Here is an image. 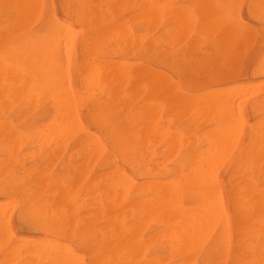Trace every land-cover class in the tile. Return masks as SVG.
<instances>
[{
	"label": "rangeland",
	"instance_id": "374dc122",
	"mask_svg": "<svg viewBox=\"0 0 264 264\" xmlns=\"http://www.w3.org/2000/svg\"><path fill=\"white\" fill-rule=\"evenodd\" d=\"M6 1H9V0H6ZM39 1H40V7H39V9L36 12H34L32 10V11H29V12L26 13V12H23L22 9L20 10V8H17L16 6H10L9 7V4L4 8L5 10L3 9V7L0 8V11L2 10V12H0V17L5 15V14H3V11H5L6 14L9 13L7 20L4 19V18H6L4 16H3L4 18L2 17L3 19L2 18L0 19V27H1V25H4L6 23L5 26L9 28L8 30L6 28H4V26H2L0 28V31H2L3 28L7 30V31L5 30L6 33H5L4 30H3L4 32H0L1 33L0 34V55L1 54H5L7 51H10V49H13L15 47H19V46L24 45L25 41L27 39H29V38H35V36H38V37L47 36L48 32H49V29H50V26L54 22H56V20H60V21H64V22H68V23L72 24L73 28L75 29L74 38L71 41H69V42H68L69 38L68 39L65 38V40H63L62 43H61L63 52L67 53L68 52V48H69V52H68L69 56H68V58L63 60L62 63L60 64V66H59V69L61 70L60 75L62 77V79L60 77V81L65 79L64 71H66L65 72L66 75L68 74L67 75L68 79L66 78L63 82H61L60 83L61 84L60 87L62 89H66V86H68V84L70 85V87H69L70 89L69 90H70L71 93L68 94V95H70L69 98H70L72 103L68 104L67 107L70 105L71 109L75 108L74 112H75L76 118L78 119V121L80 123L83 124V126L85 127V130H81V129L77 130V129H74L73 127H71V126L67 127V125L70 124L71 122H73V120L70 119V117H67V116H69L67 113H65V114H67V115H65L64 112H62V108H60L62 116H59V117L56 118V116H55L56 113H57L56 111H59V110H56L57 109L56 107H58V103L59 102H62V99L61 98H60L61 100L55 99V98H53L52 93L50 94L48 92H47L48 94L44 95V93H46V92L44 91L42 93L43 89L40 90L41 92L39 91L40 93L35 90V92H34L35 94H33V96H32L33 98L28 96L30 98V99H28L27 96L24 97L23 95L20 94L21 93V90H19L20 87L17 86V87H15V89L18 88L17 89L18 90L17 93H16V91L14 93V89H13V93L12 94H13L14 97L11 94V95L8 96V98L6 99V101L4 103L3 102L0 103V142H1L0 143V153H1L0 154V177H1V179H0V183H1L0 184V186H1V188H0V207H2L1 202L4 203L6 201L7 203H9L8 201L10 199H11L10 200V204L12 203L13 206H14V208L11 205L8 206L6 204V202H5V204H6V205L4 204L5 208H6V206H8L10 208H8V210L7 209L3 210L2 208L4 206L2 208H0V215L2 213H4V215H2V217L0 216V219H1L0 220V229L2 228V230H0V232L2 231L1 232L2 234L0 233L1 234L0 236L2 237L6 233L5 236H3L2 239H0V240H4L3 242L0 241V252H1L0 253V258H2L3 254H4L2 260L5 259L4 262L0 259V264H5V263L6 264H28V263L32 264L31 261H34L33 264H37L38 261L40 262L38 264H42V263L43 264H49L51 261H49L48 258L46 256H44V255L46 254L45 251L51 250V248L53 249L54 245L51 246V243H49L51 241H52V243L54 242V244H55V242H58V243L61 242L60 244H62V246H61L62 247L61 248L62 252L65 251L66 249H67L66 251H68V252H66V251L63 252L64 255L68 254V253L69 254L72 253L74 259L76 258L75 260H77L78 264H90V263H88L87 259L92 261V262L89 261V262H91V264H94V263L95 264H118V263L119 264H123V263L126 264L128 262L130 263V261L134 258V257H131V256H134V255H131L130 257H121V256L119 257L118 256L119 251L121 253H125V252L127 253V248H124V245H126V242L129 240V238H127V236H128L127 234H126V237H125L124 236L125 233L120 231V230H118L119 229L118 225L107 226V225L104 224V221L101 220V219L96 220V222L89 223L90 222V218H92V216H95L96 213L99 212L100 208L104 204L103 202H105L107 200V191H106L107 183L110 182V181H113L114 178H116L119 175H122V176L126 177L125 179L127 181L129 180L128 182L131 185L132 189L134 187H136L134 184H136L138 186L137 190H138L139 193L137 194V196L133 195V194H130L128 199L126 200V202H124V205L125 204L127 205V203H130V199H131L132 203H133V201L135 202L136 200L137 201L139 200L138 202H136V204L138 203L137 205H140L143 200L148 199V200H150V202H152L151 204L154 205L157 202L158 190L163 189V187H166V190L168 192L165 191V190L164 191L167 194H169L170 191L173 190L172 188H174V185L172 186V183H174V181H175V183L178 182L175 179L181 180V178H182L183 181L181 180L180 184L177 183V184H179L178 187L180 188V190H178L179 188H177V186H176L177 184H176L175 188H177V192L178 193L175 191L176 194L174 195L173 193H175V192L172 191L170 193V196L173 195V197H175L176 195L179 194V191L182 192L184 190L182 193H180L181 196H179L180 195L179 194L178 197L176 196L177 198H174V199L177 200L180 205H183L184 208H188L191 205L192 208L190 207V209H191V211H189L190 213L192 212L193 206H195V204H196V206L199 207L201 201L204 200V199H201L202 197L207 196L208 197L207 200H209V201H210V199L212 197L210 205L212 207V210L214 211V214L216 215V211L218 210V206H219V203L221 201L218 200V199H216L217 201L213 199V195H214L213 194V189L209 190V188H208L209 185L206 184V179L208 178V183L210 184V186L212 188V182L215 180V179H213V177L215 175L216 180L213 183L217 182V184L216 183L215 184L217 185V187H219V191L220 192L217 189L216 192L218 191V193L217 194L215 192L214 193L221 198L222 205L220 204V206H223L222 208L219 206L221 208V209H219L220 212H218V213H220V214H218V215H220V219L218 221V225L217 226H213L212 225L213 229L210 228L211 227V225H210L209 228L212 229V231L209 232V235H207V237L205 238V241L202 243L200 248L197 250L198 253H196V255H195L193 260L196 262V264H202V262H203V264H206V263H204L205 260H206V262H208L207 264H209V263L210 264H214V263L215 264H221V263L222 264H228V263L229 264H234V263L235 264H249V263L250 264H264V260H263L264 259V225H263L264 224V195H263L264 194L263 193L264 192V186H263L264 185V178H263L264 177V171H263L264 168H262L263 165H264V148H262V147H264V140H263L264 139V130H263L264 129V125H263L264 124V120H262V119H264L263 118V116H264V85H260V84H264V82H263L264 81L263 80L264 79V64H263L264 63V32H263L264 31V25H263L264 22H262V21H264V0H253V1H251V0H228L229 2L227 0H215L217 5H218V7H219V10H221L223 12V16H224V19H225L223 24L217 25V26H216V24L214 25V23H211L210 21H208V19L205 17V14L203 13V11L201 9V6L203 5V3H202L203 0L202 1L201 0H190V1L189 0H181L184 4H182V2H180V0H153L158 5H160L162 7H166L168 12H166V15L163 16L161 19H158V18L155 19L156 20L155 23L146 32L149 37H150V35H151V37H153L154 42H155L154 48L149 53V57H151V59H149L150 61L148 59L140 60L139 58H137V56H136L137 52L134 49L133 45L130 44L129 42H127V41H123L121 38L120 39L119 38L118 39H113L110 42V44H112V45H108L109 47H108L107 51H109V53L107 54V56H112L113 55L114 61H116V62L124 61L128 66L133 65V67H135V68L138 67V65L140 63H142L143 65L148 66L149 68H151L155 75L152 76V77H149L147 75L142 77V76L138 75L137 73H135V71H132V74H133V75H131L132 77L127 78L126 81H124L121 85H118V87L112 82H106V80L103 79L102 76L100 75L102 69L100 67L101 65L100 66L98 65L99 64L98 62L99 61H100V63L103 62L106 59V57L102 56L103 54L99 50L98 44L95 41H88V44L86 45V43L84 42V39H83V35L87 31H89L90 27H87V26H85L83 24H80L78 19L74 16V14L78 13V11H80L83 7H86V6L88 7V0H80V1L79 0H71V1L70 0H39ZM81 1L84 2V3L86 2V5H83L82 3H80ZM0 2H1V0H0ZM1 5H2V2L0 3V7H1ZM179 9L180 10L183 9L184 11L188 12L190 15H193L195 20L194 19L193 20H186L185 16H183L181 14L177 15V12L179 11ZM104 12L109 14V15H111V16H113L116 19V21H118L120 19V21L123 22V25H125L124 27L128 26L133 31H137L138 27L140 26L139 19L135 18L137 10L135 8V2H133V1L127 2L125 4H123V3H115L114 5H111V7L107 5L105 7V11ZM243 12H245V13H243ZM11 13H13V14H11ZM10 14H11V16H10ZM129 16H131V19H130ZM1 20H2V22H1ZM5 20H6V22H5ZM127 20H128V22H127ZM120 21H118V22H120ZM188 23L190 25H188ZM79 27H80V29H79ZM76 29H77V31H76ZM259 32H260V34H262V36L259 35ZM221 33H222V35H221ZM45 39H46V42L47 41L48 42L47 43L43 42V44L46 43V45H44L45 48H43V49L48 52V50L50 49L49 46H50V44L52 45L53 42H51L52 40H50L47 37ZM65 41H67L70 44L69 47H65V45H67V42H65ZM64 42H65V45H64ZM224 43H225V45L223 46L222 44H224ZM261 43H263V44H261ZM191 44H192V46H191ZM262 45H263V48H262ZM172 46H174V47H172ZM202 47L204 48V50H203ZM64 49H65V51H64ZM201 49H202V51H200ZM218 49H220V50H218ZM228 50H229V52H228ZM115 51L117 53L114 54ZM203 51H205V52H203ZM206 52H208V53H206ZM94 53H96V54L94 55ZM257 54H259V55H257ZM85 55H86V57H85ZM172 55H173V57H172ZM177 55H178V57H177ZM87 56H88V58H87ZM225 56H227V57L229 56V58H227ZM171 57H172V59H171ZM256 57H259V58H256ZM92 58H93V60L91 61V65H92V67H91L89 61ZM67 59H69V60H67ZM178 59L179 60L182 59V60L179 61ZM66 61H68V62H66ZM202 61H204V62H206L208 64H206V63H204ZM260 61H261V63H260ZM63 62L64 63L66 62V64L67 63L68 64L67 65L63 64ZM92 62H95L96 64H94V63L92 64ZM182 62H183V64H182ZM222 62H223V64H222ZM172 65H175L174 66L175 68ZM219 65H221L222 67L219 66ZM231 65H233V66H231ZM128 66L126 68H129ZM216 66H217V69L219 68L218 70H216ZM94 67H96V68L98 67V68L96 69ZM64 68H66V69H64ZM162 68H164V69H162ZM171 68H172V70H171ZM206 68H208V69L206 70ZM259 68H260V70H259ZM258 71H259V73H258ZM189 72H190V74H189ZM160 73H162V74H160ZM87 74L88 75L90 74V75L88 76ZM157 75L160 76V77H157ZM215 75H216V77H215ZM173 77H175V78H173ZM206 77H208V78H206ZM217 77H219V78L217 79ZM161 79H163V80H161ZM257 79H259V80H257ZM66 80H69L70 83H69V81L66 82ZM194 81H196V82H194ZM252 81H253V84H252ZM192 82L195 83V85ZM256 82H258L257 84L259 85L260 88L259 89L257 88L256 92H255L253 90V86L254 87H256V86L258 87V85L255 86ZM259 82H260V84H259ZM238 83L241 85V86L239 85L238 87L239 88L241 87L240 90H242V91H240V96H241V94H243V92L247 95L244 98L245 94H243V98L241 97L242 98L241 100H239V98H240L239 97V93H238L239 91H237V88H236L237 87L236 85H238ZM233 84L234 85L236 84V85L234 86ZM243 84H245V85H243ZM250 84H251V86H250ZM63 85H65L64 86L65 88L63 87ZM182 86L184 87V89H183ZM246 86H249V88H251L253 90V91L251 90L252 91L251 93H253V94L249 95V93H247L249 88L243 90L244 87H246ZM115 87H117V88H115ZM225 87L227 88V90H226ZM242 87H243V89H242ZM149 88H150V91H148V95H147V91L146 90H149ZM190 88H192V89H190ZM211 88H212V93H214V95L216 94V92L219 93V94H216V95L220 96L218 98V99H220L219 100L220 103L222 101L221 97L223 98V96H221V94L222 95L225 94L224 90L228 93L226 95L227 97L224 96L226 101L229 100L228 98L231 97V94L235 95L236 92H237L238 95L234 96L235 100L232 97L231 98L234 100L233 101L234 105H238L241 108V109H239L237 107L234 108V107H230L229 106L230 107L229 109L228 108L225 109L228 112V113L227 112L226 113L228 115H230V117L233 114V112H232V114H230L231 108H233L232 111L233 110H238L239 111L237 113L238 114L240 113V115H239L240 118L237 117L238 120L237 119L235 120L236 122L234 123V126L239 121L240 125H239V122L237 123V125H239L240 128L237 126V130L239 128V129H241V131L238 130L240 133L238 132V137H237L236 136L237 135L236 134L237 130L235 131V129H234L235 127L234 126L232 127V129H234L235 133L232 130L233 132H231V133H233V135L232 134H230V135H231V137L235 135V138L233 137V140L236 139V141H235L236 143L235 144L231 142L233 140L231 139L230 136H229L230 137V141L227 140V139L226 140L224 139L225 141L231 142L232 145H229V146H232L233 148L230 147V150L232 149L230 153L228 152L229 150L226 151L227 155H225L224 162H222V163H220V162L223 160L221 158V156H222V153L224 152L223 151L224 149H222L221 155L219 154L220 152L218 150H219L220 145L221 146L224 145V142H223L224 141L223 140L224 137L222 138L223 141H221V144H219V142H218L219 147H218V145L215 146V142H214V145H213L212 141H214V140L215 141L216 140L219 141V137L220 138L222 137V135H217L216 134V133L220 132L219 128H221V127H222V130H223L224 134H225L226 131H227V134H228V132L230 130L229 128L232 126V125H229L230 124L229 122L232 119L229 121V118L226 117L227 118L226 124H227L228 129H229L228 130L227 127L225 126V124H223V122L220 120V119H222L221 118L222 117L221 113H223L222 111H225V110H223L225 104L222 105V104L219 103L220 105L218 107V103L215 101L216 102V107L213 108V106L215 105V103H214V105H212L213 102L211 104L209 103L208 104L209 106L207 105V102L209 100H208L207 97L202 96V94L203 95H206V93L208 94L207 90H209V92H210ZM216 88H218V89L219 88H225V89L224 90L220 89L221 91L217 89L218 90L217 91ZM229 88H231L230 89L231 91H229ZM232 88H234L235 90H232ZM71 89H72V91H71ZM132 90L134 91V95L133 96L131 95V94H133ZM145 91H146V94H144ZM200 91H201V94L199 93ZM213 91H215V92H213ZM222 91L224 93H222ZM210 93H209V95H210ZM16 94H17L18 97L16 96ZM66 94H67V91H66ZM71 94H72V96H71ZM198 95H201V96L199 97ZM209 95H208V97H209ZM228 95H230V97ZM65 96L66 97H64V95H63V97H62L63 100L65 98H67V95H65ZM134 96H135V98H134ZM122 97H124V98H122ZM129 97H131L130 98L131 104H130L129 101H127L129 99ZM136 97H137V100H136ZM162 97H163V99H162ZM236 97H239V98L236 99ZM110 98H111V101L109 100ZM125 98H127V99L125 100ZM186 98H188V99H186ZM191 98H193V99H191ZM205 98H207L206 99L207 101L205 100ZM184 99L187 100V101L185 102ZM198 99H199V101H198ZM203 99L205 101V104H204V102L201 101ZM258 99H259V101H258ZM237 100L240 101V103ZM23 101H24V105L22 106V102ZM57 101H58V103L56 105ZM200 101L203 104L200 103ZM226 101H222V102H226ZM235 101L237 103H235ZM68 102L70 103L69 100H68ZM68 102H67V99H66L65 103H68ZM120 102H121V104L119 105L118 103H120ZM124 102H126V104ZM229 102L232 103V101H230V100H229ZM65 103H63V104H65ZM108 103L110 105H112V106L114 104L113 107H119L121 112H122V114L125 115L124 116L125 119H128V121L131 122L130 124H128L129 129L126 131V132H129L130 134L134 133L133 139L132 138H130L131 140L129 139V143H130L129 146H128V149H129V151H128L129 154L128 155L130 157L129 160H128V158H124L123 157V155L121 154V151L118 150L115 147V145L112 142L111 138L108 140L109 136L106 135L105 131L101 130L100 126L95 121L97 109L99 107L103 106V105L104 106L108 105ZM230 103H229V105L234 106V105H232L233 103L232 104H230ZM4 104H6V107L4 106ZM61 104H59V105H61ZM116 104H117V106H116ZM249 104H250V106H249ZM190 105H191L192 108H190ZM201 105H203L204 108H201ZM177 106H178V108H176ZM197 107L199 108V112L200 113L202 112V110L204 112L205 111L206 112L205 113L203 112L204 114H202V113L201 114H197L198 113V111H197L198 108ZM211 107L213 109H211ZM20 108H22V109H20ZM132 108H133V110H131ZM183 109H184V111H183ZM193 109H195V111ZM209 109L212 110V113H211V110H209ZM64 110L66 111L65 108H64ZM127 110L129 112L131 110L130 113L132 114V116H135V117L130 116L131 114H129V112H127ZM207 110L210 111V112H208ZM219 110L220 111L222 110V111L220 112ZM216 111H218V112H216ZM61 113H59V114H61ZM138 113H140V115ZM166 113H168V115H166ZM175 113L177 114V116H175L176 115ZM184 113H186V114L184 115ZM15 114H17L18 116L17 115L15 116ZM34 114L36 116H34ZM180 114H182V115H180ZM196 114L200 115V116H197ZM205 114L207 115V118H206ZM208 114L210 115L209 116V120H208ZM233 115H235V114H233ZM241 115H242V118H241ZM260 115H261V117H259ZM32 116L34 118H32ZM181 116H183V117H181ZM225 116H224V120H226ZM6 118L8 120H6ZM133 118H134V120H133ZM139 118H143L144 120L143 119H139ZM177 118H179V119H177ZM254 118H256V119H254ZM29 119L30 120L32 119V121H28ZM173 119H174V121H173ZM186 119H188V120H186ZM193 119H195V120L197 119V120L195 121ZM218 119L220 120V122H216V121H219ZM192 120H193V122H192ZM252 120L257 122V123L253 122ZM3 121H7V122H3ZM26 121H28V122L26 123ZM36 121H37V123L39 125L36 124ZM160 122H161V124H160ZM168 122L169 123L171 122V123L169 124ZM210 122H211V124H210ZM233 122H234V120H233ZM189 123H191V124H189ZM215 123H217V125H219V124L221 125L222 124L224 126V128H223L222 125L221 126L219 125L220 127L218 128ZM197 124H199V125H197ZM214 124H215L216 128L218 129V132L216 131L217 129L214 127L215 128V133H214V130H213V132H211L212 133V137H211L210 136L211 134H209L210 133V130H209L208 136H210L211 138L208 137V139H207V136H205V135H207L206 134L207 132H205L204 130H208L209 129L208 127H210V126H208V125H212L213 126ZM252 124H253V126H252ZM21 125H23V126H21ZM133 125L135 127H133ZM166 126H168V127H166ZM188 126H189V128H188ZM59 127H61L60 128L61 131H63L62 127L63 128L67 127L66 130L64 129L65 131L63 132L64 133L63 135H62V132H60ZM211 127H210V129H211ZM261 127H262V129H261ZM147 128H148V130H147ZM257 128H258V130H257ZM20 129H21V131H20ZM48 129H49V131H48ZM53 129H54V131L56 133H58V135L57 134L55 135L56 139L53 138V137H55L54 133H53L54 132ZM137 129H138V132H137ZM225 129H227V130H225ZM248 129H249V131H248ZM255 129H256V131H255ZM31 130H32V132H31ZM35 130H37L38 132L35 131ZM198 130H199V132H198ZM185 131H187V133H185ZM250 131L253 132V133H250ZM6 132H8V135H6L7 134ZM156 132L157 133L159 132V133L157 134ZM194 132H196V133H194ZM41 133H42V136H41ZM161 133H162V135L160 136ZM189 133H191V134H189ZM213 133L216 134L218 139L213 138L214 137ZM46 134H47V136L49 134L50 135L48 137H46ZM51 134H53V136ZM198 134H199V136H198ZM247 134H248V138H247ZM187 135H188V137H187ZM90 136H91V138H89ZM225 136L228 137V135H225ZM251 136H253V137H251ZM262 136H263V138L261 139ZM8 137H10L9 140H8ZM44 137H45V139L47 138L46 141H44L45 140ZM161 137H162V139H161ZM2 138L4 140H1ZM22 138H23V140H22ZM33 138H35V139H33ZM59 138H60V140H59ZM96 138L99 139L101 142L97 141ZM164 138H165V140H164ZM182 138H184V139L182 140ZM209 138L212 139V140H210ZM42 139H43V142H42ZM93 139L96 140L99 143V145L101 143V145H100L101 147H99V145L97 144L96 141H95V146H94V143H93L94 140ZM202 139H203V141H202ZM110 140H111V142H110ZM207 140H209L210 142H208ZM44 142H46V144ZM90 142H91V144H90ZM229 142L226 145H228ZM27 143L30 144V145H28ZM81 143H82V145H81ZM190 143H191V145H190ZM25 144L28 147H26ZM33 144H35V145H33ZM70 144H72V145H70ZM196 144H197V147H196ZM208 144L210 145L211 149H210ZM5 145H7V146H6V149H5V152H4L2 150V148L4 149ZM89 145L93 146V147H91L92 149L90 148ZM111 145H112V147H111ZM186 145H188V146H186ZM24 146H25L26 149L27 148L28 149L26 150L24 148ZM30 146H32L31 149H30ZM97 146H98L99 150L97 148H95ZM213 146L215 148L218 147V149L216 148V152H217L216 154H217L218 157L215 154L214 158L217 157L219 159L218 162L221 164V166H219V163H217V166L215 168L216 169L215 172H213L214 169H212V172H211V167L213 168V166L216 164L215 163L216 162L215 159L212 157L213 152H215V148H213ZM12 147H14L13 151H12ZM69 147H70V149H69ZM206 147L208 148V150L204 149ZM226 147H228V146H226ZM157 148H158V150H157ZM220 148H223V147H220ZM21 149H23V150H21ZM135 150H136V152H135ZM204 150H206L208 152L211 151L210 155H208L209 154L208 152H207L208 154L205 153V155H208V158L210 159V161H208L209 159L206 158L208 162H205V164L206 165L209 164L208 165L209 167L208 166H206V167L209 168L208 171L210 170L211 173H209V172L207 173V177L203 178L204 179V184L201 183L202 187L201 186L198 187V188L202 189L203 192H201L200 191L201 189L200 190L196 189L197 188V186L195 185L196 182H194L195 183L194 186H196V188L194 186H192V182L198 176V175H196V173L198 171H196V173H195V172H193V170H195L196 168L198 170V167L200 166L199 165L200 163L201 164L203 163L202 166H205V164H204L205 155L203 153ZM255 150H256V152H255ZM260 150H262L261 153H260ZM23 151H26V152H23ZM45 151H46V153H45ZM185 151H187V152L185 153ZM192 151H193V153L195 155L192 153ZM42 152H43V155L41 154ZM97 152H100V153H97ZM5 153H6V155H5ZM19 153H21V155H19ZM92 153H93V155H92ZM95 153H97V154H95ZM105 153L109 154V155H107L109 157V159H108L107 156H104V155H106ZM253 153L256 156H259V157H255V155ZM259 153H260V155H259ZM22 154H23V156H22ZM186 154H187V157H186L187 160H186V158L184 156ZM4 155L6 156V158H5ZM15 155H18L19 158L17 159L18 156L15 157ZM85 155H86V157H85ZM181 155H183V156H181ZM199 155L201 156V158H200L201 160L199 159V157H200ZM9 156L12 158L13 161L11 160V158H8ZM41 156H42V158H41ZM77 156L79 158H82V157H84V158L79 160V158ZM103 156H104V158H103ZM160 156H163V157L160 158ZM1 157H3L4 160L3 159L1 160ZM38 157L41 158V159H39ZM101 157H102V159H101ZM38 159H39V162H38ZM182 159H183V162H182ZM212 159H213V162L215 161L214 165L211 164ZM250 159H251V161H250ZM18 160H19V162H18ZM49 160H50V162H48V165L50 167L46 164L47 161H49ZM60 160H62V161H60ZM75 160H77V161H75ZM81 160H82V163H81ZM106 160H107V162H106ZM20 161H23V162H20ZM31 161H32V163H31ZM33 161H37V162L34 163ZM73 161H75V163ZM157 161H158V163H157ZM184 161H186V163ZM24 162H25L26 165L24 164ZM58 162L60 163V165H58ZM87 162H89V163H87ZM131 162H133L134 164L131 163ZM197 162L198 163L200 162V163L198 164ZM237 162H239V163H237ZM33 163H34V165H33ZM4 164H6V165H4ZM27 164H28V166H27ZM84 164H85V167H87V165H88V168H85ZM99 164L101 166V167L98 166V168L101 169V172H99V173H100V175L102 177H99L100 175H98L99 174L98 173L97 177L94 176L95 178H93V175H95L96 172L100 171V169H98V168L95 170V168ZM103 164L105 165V167L103 166ZM111 164H112V166H111ZM145 164H147V165H145ZM159 164H160V166H159ZM165 164H166V166H165ZM193 164L194 165L197 164L198 166L195 167ZM1 165H3V167ZM30 165H31V167H30ZM41 165H43V166H41ZM73 165H75L74 167L78 168L79 170L78 169L74 170L73 169L74 168ZM89 165H90V167H89ZM175 165H176V167H175ZM241 165H242L243 168H241ZM246 165H247V167H246ZM117 166H119V167H117ZM193 166L195 167V169H193L194 168ZM36 167L37 168L39 167V168L36 169ZM161 167H163L162 168L163 170L161 169ZM66 168H67V172H66ZM200 168H203V167L200 166ZM200 168H199V172H200ZM56 169L58 171H56ZM39 170H40V172H39ZM41 170H43V172ZM48 170H50V171H48ZM93 170H95L94 173H93ZM202 170L203 169H201V171ZM37 171L39 173H41V174L36 173ZM52 171H54V172H52ZM61 171H62L63 174L65 173V177L66 176L67 177L69 176V177L68 178H64V175L62 173L59 174ZM69 171H71L70 173H73V172L74 173L73 174H68ZM75 171H77V173H75ZM108 171H110V172H108ZM175 171H177V172H175ZM51 172H52V176H51ZM102 172H103V175H102ZM118 172H119V174H118ZM124 172H126V174ZM167 172H168V174H170V176L167 174ZM178 172H180V173H178ZM186 172H189V175L192 172L195 173L196 176L194 178H192V175H191L192 182H190L191 181L190 180L191 179L190 176H189V180H188V178H186V177H188ZM12 173L14 175H16V176H14ZM15 173H17V174L19 173V174L17 175ZM48 173H49L50 176L48 175ZM66 173H67V175H66ZM104 173H105V175H104ZM213 173H214V175L212 177ZM231 173H232V175H231ZM245 173H247L248 176L247 175L244 176ZM25 174H27V175L29 174V175L25 176ZM53 174H55V175H53ZM57 174L58 175H63L62 179L59 178L61 176H57ZM184 174L187 175V176L185 177ZM204 174H202L200 176H203ZM209 174L211 175L212 181L210 180L211 178H210ZM5 175H6V177H7V175L11 176V178L8 177L9 178L8 179V178L5 177ZM31 175H32V177H31ZM71 175H72V177H71ZM128 175H129L130 178L128 177ZM177 175H178L179 178H177ZM55 176L58 177V180H57V178H55ZM180 176H182V177H180ZM251 176H252L253 179L251 178ZM2 177H3V179L4 178L5 179L3 180ZM50 177H51V179H50ZM53 177H54V179H53ZM13 178L15 180L17 178V180H16L17 182ZM22 178H25V179H22ZM43 178H44V180H43ZM47 178H49L50 181ZM89 178H91V181H90ZM156 178H158V179H156ZM198 178H199V176H198ZM261 178H263V179L261 180ZM55 179H56V181H55ZM92 179H94V180H92ZM170 179H172L173 182H170ZM186 179H187V181H186ZM72 180H75V181L73 182ZM85 180H87V181H85ZM147 180L150 182V184L154 181V184H151L150 186L147 185L149 183ZM258 180H260V183L257 184V182H259ZM26 181H28V182L25 183ZM69 181H70V183L71 182L72 183L67 186L66 183L69 182ZM83 181H85V183ZM100 181H101V183H100ZM200 181L202 182V180H200ZM11 182H13V185H11L12 184ZM42 182H43V184H42ZM44 182H45V184H44ZM57 182L59 183V185L57 184ZM75 182H76V184H75ZM139 182H140V184L143 182V185H142L143 188L141 186H139L140 185V184H138ZM158 182H159V185H158ZM166 182H167V184L170 182L169 184H171V185H170V187L168 186L169 188L167 187ZM53 183L56 184V185H54L55 187L53 186ZM61 183H62V186H61ZM86 183L90 184V185H88L89 187H87ZM94 183H95V185H94ZM97 184H99V185H97ZM186 184H188L189 187H191V186L192 187L191 188H189V187L185 188V189H187L186 191H188L189 189H190V191L184 193L185 192L184 186ZM255 184H257L258 186H255ZM16 185H17V187H15ZM30 185H31V187H29ZM43 185H44V187L48 186L49 189L47 187H46L47 189L44 188ZM64 185L67 186V189H66V186H64ZM71 185H72V187H71ZM77 185H78V187H77ZM156 185H157V187H156ZM232 185L235 186L236 188L233 187ZM18 186L21 187V189ZM24 186H26V187L28 186V188H24ZM32 186H34L35 188H32ZM37 186L39 188H37ZM160 186H161V188H160ZM205 186H207L206 188L208 190V193L205 190ZM68 187H71L72 189H70ZM79 187H81V188H79ZM82 187H83V189H82ZM150 187H152V188H150ZM155 187H156V189H155ZM18 188H19V191L17 190ZM248 188L250 190H248ZM256 188H257V190H256ZM11 189H13L14 191L11 190ZM35 189H37V190H35ZM45 189H46V191H43ZM50 189H52V190L49 193ZM80 189H81V191H80ZM87 189H89V190H87ZM141 189H142L143 192L140 191ZM152 189L154 191H152ZM169 189H171V190L169 191ZM214 189H215V187H214ZM246 189H247V192L245 191V192L242 193V191L246 190ZM5 190H7L6 192H8V193H6ZM26 190H30V191H28V193H27ZM38 190L40 191V193H39ZM68 190H69V192H71L70 190H72V192L70 194H68V192H66ZM74 190H76L77 192L74 191ZM194 190L195 191L198 190L196 192V194H195ZM21 191H23V192H21ZM73 191L75 192L76 196L72 195V194H74ZM89 191H90V193L88 194ZM91 191L93 192V194H92ZM147 191L150 192V193H147ZM32 192H36V193L34 194ZM65 192H66V194H65L66 196L63 195ZM98 192H100V193L98 194ZM38 193H39V195H38ZM79 193L81 194V196H80ZM86 193H87V195H86ZM202 193H204V194H202ZM14 194H15V196H14ZM78 194H79V197H77ZM100 194H102V195L100 196ZM197 194L198 195L201 194L200 195L201 198ZM209 194H211V195H209ZM246 194H247V196L244 197ZM20 195L21 196L23 195L22 199L24 198V200H22L20 198ZM47 195H49V196L47 197ZM50 195H51V197H50ZM52 195H53V197H52ZM54 195H55V198L57 197L58 199L57 198L54 199ZM70 195H72V197H70ZM63 196H64V200L62 199ZM84 196L86 197L85 199L83 198ZM96 196H98V197L95 198ZM189 196L195 197V198L191 197L193 201L191 199H189L190 198ZM196 196H197V199H196ZM69 197L71 199H69ZM74 197L77 198V199L81 197L82 201L79 202L81 200V199H79L77 201V203H76L75 201L77 199L75 200ZM181 197H182V199H180ZM39 198H40V201H38ZM72 198L74 199V201H73ZM87 198H89V201H86V200H88ZM185 198H186V201H184ZM236 198L242 199V202L244 204L247 201H248L247 203L255 204L256 210H255L254 215H256V214L257 215L252 217V219L250 220V223L247 222L246 216H241V217L237 216V212H236V208H235V199ZM68 199L70 200V203H69ZM187 199H189V200H187ZM20 200L23 202L24 206L23 205L19 206V204H22V202ZM180 200H181V202H180ZM205 200H206V197H205ZM64 201L68 202L69 204L67 203L66 206H65V204H64L65 202ZM194 201H195V203H194ZM78 202H79V205H78ZM93 202L95 203V206H94ZM197 202H198L199 205H197ZM216 202H218V203H216ZM83 203H85V204H83ZM88 203H89L90 206L88 205ZM185 203H188L190 205L185 204ZM193 203H194V205H193ZM205 203H206V201H204V207L206 205ZM31 204H34V205L31 206ZM39 204H40V206H39ZM75 204H76L75 207L72 206V205H75ZM82 204H83V206L84 205L86 206V204H87V207L85 208L83 206H80ZM184 205H186V206H184ZM34 206H35V208H33ZM36 207H38V209ZM76 207H78V209ZM214 207H215L216 210L214 209ZM42 208L44 210H46L47 216L52 221H54V219H52L51 216H54L56 214H60V216L63 218V222L61 223V227H63V225H64V227H63L64 231H65L64 232V236L58 234L57 232H55L53 234V231L48 230L49 228H47L48 227L47 222H45V225H44V223H42L40 221L42 223V226L43 227L45 226V228L41 227L40 222H38L39 221L38 216H39V213L42 210ZM72 208H74L73 209L74 211L72 210ZM88 208H90L91 210L88 209ZM201 208H203V207H201ZM9 209H10V212H9ZM11 209H12V211H11ZM26 209H27V211H26ZM36 209H37V211H35ZM49 209H50V212H49ZM127 209H128V207H127ZM194 209H196V208L194 207ZM194 209H193V211H194ZM203 209L201 210L202 213H203ZM232 209L234 210V212H233ZM20 210H21L20 213L22 215L19 213ZM24 210H25V212H24ZM84 210L87 212V214H86V212ZM186 210H187V213H188L189 209H185V213L182 216V218H181L182 220L181 221H186V219H188L187 217H189L188 216L189 213L186 214ZM204 210L206 211V207H205ZM208 210H210V209H208ZM5 211H7V212H5ZM76 211H77L78 214L76 213ZM82 211L84 213H82ZM73 212H74V215L75 214L77 215L76 217H78V222H77V218H74L75 216H73ZM195 212L197 213V211H195ZM221 212H223V213H221ZM16 213H17V216H16ZM26 213H30V214H26ZM34 213L36 214L35 216H33ZM196 213H194V214L197 215ZM202 213H200V214H202ZM224 213L226 215H224ZM7 214H9L10 216H7ZM23 214L25 216L27 215V217L26 218L23 217L24 216ZM157 215H158L159 219L157 218L156 215H153V216H150L149 219L146 218L143 221H141L140 224H142V225H140L139 223L136 225L137 226V231L139 230V232L136 231L137 236L140 239H142V237H143L142 241L144 242L143 244L141 243V253L143 254L141 259H147V260H150V261L151 260L152 261H156V263H158V261H159L160 263H163V264L164 263H168V262L169 263H173V264H176V263L179 264L178 262H180V263L182 262L183 263L184 261H186L189 258L188 255H186L185 253L179 252V250H178L179 253L177 254V249L176 248H175L176 252H174L175 249H174V251H173V249L170 250V247H171L172 244L170 242L171 238L169 240V237H171V235L170 236L168 235L169 234V228H168L169 225L167 224L166 221L162 220L163 218L159 217L160 216L159 214H157ZM19 216H20V218H19ZM81 216H83L84 220H82L83 218ZM197 216H199V213H198ZM87 217L89 219H87ZM190 217H191V215H190ZM28 219H30V221H28ZM46 219L45 220L48 221V218H46ZM223 219L226 220L225 224L228 223L227 224L228 226H225L226 228H228V234H226L227 230H224L225 228H223V226H222L223 225L222 222L225 221ZM4 221L6 222L5 224H3ZM163 221H164V223H162ZM30 222H32L33 225L32 224L30 225ZM37 222H38V224H37ZM82 222H84L86 225L83 224ZM100 222H102L103 224L100 223ZM219 222H221L220 225H219ZM36 224H37V226H35ZM162 224H164V226L165 227L167 226V228H168L167 229V231H168L167 234L166 233L164 234L162 232L165 235V237H162L164 235L160 236V234H161L160 231L161 230L163 231V229L165 231V229H166L164 226H161ZM250 224H251V226L249 227ZM46 225H47V227H46ZM99 225H102V226H99ZM84 226L85 227L87 226V227L85 228ZM8 227L10 228V230H8L9 229ZM34 227H36V230H34L35 229ZM40 227H41V229H39ZM106 227H108L109 231L106 230ZM116 227H118V229ZM158 227H160V229ZM3 228H4V230H3ZM57 228H58V226H57ZM78 228H80L79 229L80 232H78ZM102 228H104V229H102ZM234 228H235V230H234ZM259 228H261V229H259ZM37 229H39V230H37ZM97 229H98V233L96 234V232H97L96 230ZM154 229H155V232H152V231H154ZM210 229H208V230L210 231ZM6 230H7V232H6ZM74 230L77 231V233H76L77 235H78V233L82 232L81 233L82 236L79 237V235H78V238H77V235H75V233H73ZM81 230H83V231H81ZM8 231L10 232L9 234H8ZM49 231H51V232H49ZM71 231L74 234V237H73V234L71 233ZM90 231H93V232H90ZM220 231H221V233H220ZM224 231H225V236H223ZM244 231H246L248 234L246 232H244ZM67 232L71 233V234H68ZM86 232H88V234H86ZM214 232H216V233H214ZM234 232L237 235H234ZM239 232H241L240 235H239ZM154 233H156V234H154ZM65 234L66 235L68 234V236L70 235L69 236L70 240H68L69 238ZM92 234H93V236H92ZM153 234L156 235V236H154ZM157 234H159V235H157ZM53 235H55V236H53ZM88 235H90V236H88ZM147 235H150V237L153 236V238L151 240H146L145 237H147ZM15 236H17V237H15ZM58 236H60V237H58ZM213 236H214V238L211 239V237H213ZM32 237H34L35 240ZM72 237L74 238V240H72L73 239ZM83 237H84V240H83ZM156 237H157V239H156ZM222 237L224 239H221ZM14 238H15V240H14ZM123 238L124 239L126 238L125 241L123 240ZM225 238H226V240H225ZM21 239H22V241H21ZM36 239H39V243H38V241ZM162 239H163V241H162ZM40 240H42L43 243H41ZM81 240H83V241H81ZM209 240H211V241H209ZM222 240H225L226 242H228V244L222 243ZM238 240H239V242H238ZM24 241H26V242H24ZM116 241H118V242H116ZM122 241L124 242V244H123ZM148 241H150V242H148ZM151 241L153 242V244H152ZM167 241H169V242H167ZM235 241H236V244H235ZM16 242H19L20 244H18V243L16 244ZM119 242H121V243H119ZM208 242H210V244ZM1 243H2V245H1ZM47 243H48V245L46 247L47 248L49 247V248L46 249V250L44 249L43 253H45V254L43 256L41 255V258L44 257V259L43 258L40 259V255H38V254H42V253H40L41 252L40 245H42V246L44 245L45 246ZM117 243H119V244H117ZM31 244H32V247H31ZM33 244H35V245H33ZM60 244L57 245V246H60ZM115 244H117V246L119 245L118 247L116 246L117 249L114 248ZM121 244H123V245L121 246ZM233 244L235 245V247L237 245V248H235ZM63 245L66 246V247H64ZM161 245H162V247H161ZM257 245H258V247H257ZM16 247H18V248H16ZM46 247H44V248H46ZM63 247H64V249H63ZM251 247H253V248H251ZM5 248L7 250H9L10 255H9V253H7L8 251ZM10 248L11 249L13 248L12 249L13 253L10 250ZM38 248L40 249L39 253L37 252L38 250H36ZM108 248H109V250H108ZM145 248H146V250H145ZM158 248H159V250H158ZM3 249L6 251V253H4L5 251ZM18 249H19V251H21V249H22V251L20 252L21 258H20V255H17L19 253ZM29 249L33 250L34 253L32 251H30ZM28 250L30 252H28ZM117 250H118V252H117ZM203 250L206 251V252H204ZM23 251H24L25 254H27V253L28 254L25 255L23 253ZM35 251H36V253H35ZM106 251L108 253H106ZM109 251H110V253H109ZM233 251H234V253H233ZM31 252H32V254L29 255V253H31ZM112 252H114L115 254L112 253ZM171 252H174V253H171ZM209 252H211V253H209ZM14 253H15V255L12 256V254H14ZM152 253H153L154 256L152 255ZM206 253H209V254L206 255ZM1 254H2V256H1ZM256 254H257V256H256ZM7 255H9V257H12L13 259L9 258ZM94 255H96V256H94ZM98 255H100V256H98ZM259 255L262 258H260ZM15 256H16V260H15ZM17 256L19 258H17ZM22 256L25 257V258H23ZM28 256L29 257L33 256V257L29 258ZM91 257L92 258L93 257H95V258L97 257L96 258L97 260L94 261V260H92ZM136 257L137 256H135V258L132 260L131 264H133V263L135 264V262L137 260H139L140 257L139 256L137 258ZM33 258H34V260H33ZM125 258L127 259V261H126ZM182 258H185V259H182ZM6 259H8V260L6 261ZM21 259H23V260H21ZM160 259H161V261H160ZM231 259H233V260H231ZM12 260L13 261L15 260V262H13ZM18 261H20V262L18 263ZM22 261H24V262H22ZM93 261H94V263H93ZM261 261H262V263H261ZM50 264H53V263L51 262Z\"/></svg>",
	"mask_w": 264,
	"mask_h": 264
},
{
	"label": "bare ground",
	"instance_id": "6f19581e",
	"mask_svg": "<svg viewBox=\"0 0 264 264\" xmlns=\"http://www.w3.org/2000/svg\"><path fill=\"white\" fill-rule=\"evenodd\" d=\"M71 1V0H70ZM80 1V0H79ZM131 1H133V2H135V8H136V10H137V13H136V17L135 18H137V19H139V22H140V26L138 27V30L137 31H133L131 28H129L128 26L127 27H124L125 25H123V22H121L120 21V19L118 20V21H120V22H118V21H116V19L113 17V16H111V15H109V14H107V13H105L104 11H105V7L108 5V6H110L111 7V5H114L115 3H123V4H125V3H127V2H131ZM190 1V0H189ZM202 1V0H201ZM209 1V2H208ZM228 1V0H227ZM251 1H253V0H251ZM1 2H2V5H1V7L0 8H2L3 7V9L9 4V7L10 6H16L17 8H20V10L22 9V11L23 12H29V11H34V12H36L38 9H39V7H40V1L39 0H9V1H6V0H1ZM0 2V3H1ZM67 2V1H66ZM180 2H182L181 0H180ZM195 2V1H194ZM229 2V1H228ZM80 3H82L83 5H86V2L84 3V2H80ZM203 5L201 6V9H202V11H203V13L205 14V17L208 19V21H210L211 23H214V25L216 24V26L217 25H221V24H223L224 23V21H225V19H224V16H223V12L221 11V10H219V7H218V5H217V3H216V1L215 0H203ZM256 3V2H255ZM254 3V4H255ZM182 4H184L183 2H182ZM197 4V3H196ZM200 5V4H199ZM253 5V4H252ZM262 6V5H261ZM63 7V6H62ZM244 8V7H243ZM15 9V8H14ZM5 10V9H4ZM17 10V9H16ZM249 10V9H248ZM247 10V11H248ZM12 11V10H11ZM65 11V10H64ZM244 11V10H243ZM0 12H2V10L0 11ZM10 12V11H9ZM14 12V11H13ZM17 12V11H16ZM166 12H168V10L166 9V7H162V6H160V5H158L156 2H154L153 0H88V7L86 6V7H83L80 11H78V13H76V14H74V16L78 19V21L80 22V24H83V25H85V26H87V27H90V29H89V31H87L84 35H83V39H84V42L86 43V45L88 44V41H95L97 44H98V47H99V50L101 51V53L103 54L102 56H104V57H106V59L103 61V62H101L100 63V61L98 62L99 64V66L101 67V76H102V78L103 79H105L106 80V82H112V83H114L117 87H118V85H121L124 81H126V79L127 78H129V77H132L131 75H133L132 74V71H135V73H137L138 75H140V76H149V77H152V76H154L155 74H154V72L152 71V69L151 68H149L148 66H145V65H143L142 63H140L139 65H138V67H133V65H130V66H128L124 61H121V62H116V61H114V57H113V55L112 56H107V54L109 53V51H107V49H108V45H112V44H110V42L113 40V39H122L123 41H127V42H129L130 44H132L133 45V47H134V49L136 50V56H137V58H139L140 60H142V59H151V57H149V53H150V51L154 48V44H155V42H154V39H153V37H151V35H150V37L148 36V34L146 33L148 30H149V28H151L152 27V25L155 23V19H161L163 16H165L166 15ZM174 12V11H173ZM256 12V11H255ZM243 13H245V12H243ZM3 14H5V15H3L4 17H6V18H4L3 16V18L4 19H8V14L9 13H7L6 14V12L5 11H3ZM11 14H13V13H11ZM11 14H10V16H11ZM183 15V16H185V18H186V20H195V18H194V16L193 15H190L188 12H186V11H184L183 9L182 10H180L179 9V11L177 12V15ZM7 15V16H6ZM245 15V14H244ZM2 17H0V19L2 18ZM53 17V16H52ZM68 17V16H67ZM130 17V19H131V16H129ZM2 18V19H3ZM6 20H5V22H6ZM173 20V19H172ZM184 20V19H183ZM204 20V19H203ZM243 20V19H242ZM13 21V20H12ZM130 21V20H129ZM165 21V20H164ZM1 22H2V20H1ZM118 22V23H117ZM127 22H128V20H127ZM205 22V21H204ZM261 22V21H260ZM262 22H264V21H262ZM261 22V23H262ZM185 23V22H184ZM3 24V23H2ZM6 24V23H5ZM5 24L4 25H1V27L2 26H4V28H6L7 30L9 29L8 27H6L5 26ZM171 25V24H170ZM188 25H190L189 23H188ZM264 25V24H263ZM165 26V25H164ZM0 27V28H1ZM81 27V26H80ZM80 27H79V29H80ZM211 27V26H210ZM2 29V31H0V32H4L6 29ZM78 28V27H77ZM198 28V27H197ZM87 29V28H86ZM163 29V28H162ZM4 30V31H3ZM6 30V31H7ZM12 30V29H11ZM6 31H5V33H6ZM76 31H77V29H76ZM203 31V30H202ZM264 32V31H263ZM138 33V34H137ZM1 34V33H0ZM248 34V33H247ZM49 35V36H48ZM48 35L47 36H42V37H38V36H35V38H29V39H27L26 41H25V43H24V45H22V46H19V47H15V48H13V49H10V51H7L5 54H1L0 55V103H4L5 101H6V99L8 98V96L9 95H11L12 93H13V89H14V93H15V91H16V93L18 92V88L17 89H15V87H17V86H19L20 87V89L19 90H21V95H23L24 97H31V98H33L32 96H33V94H35L34 92H35V90L37 91V92H39L41 89H43V91H42V93L45 91L46 93H44V95L45 94H48V93H52V96H53V98H55V99H58V100H61L62 99V102H59L58 103V101L56 102V105H57V103H58V107H56L57 109L56 110H59V111H56L58 114L59 113H61V109L60 108H62V112H64V114L65 113H67L69 116H67V117H70V119H72L73 120V122H71L70 124H68L67 125V127L68 126H71V127H73L74 129H77V130H85V127L83 126V124L82 123H80L79 121H78V119L76 118V115H75V108H72L71 109V106L69 105L68 107H67V105L68 104H71L72 102H71V100H70V98H69V96L70 95H68V94H70L71 92H70V85L68 84V86H66V89H62L60 86H61V82H63L66 78L68 79V74L66 75V71H64V76H65V79L64 80H62V81H60V77H61V75H60V73H61V70L59 69V66H60V64L62 63V61L63 60H65L66 58H68V52H69V48H68V52L67 53H65V52H63V50H62V41L63 40H65V38H69V40H68V42L69 41H71L73 38H74V35H75V29L73 28V25L72 24H70V23H68V22H64V21H60V20H56V22H54L51 26H50V29H49V32H48ZM154 35V34H153ZM221 35H222V33H221ZM259 35H261L262 36V34H260V32H259ZM31 36V35H30ZM193 36V35H192ZM49 38L50 40H52L51 42H53V44L51 45L50 44V49L48 50V52L47 51H45L43 48H45V46L44 45H46V43L48 42H46V39L45 38ZM182 38V37H181ZM168 39V38H167ZM202 39V38H201ZM204 39V38H203ZM250 39V38H249ZM193 40V39H192ZM196 40V39H195ZM190 41V40H189ZM219 41V40H218ZM43 42H46L45 44H43ZM65 42H67V41H65ZM65 42H64V45H65ZM67 42V45H65V47H69V43ZM223 42V41H222ZM50 43V42H49ZM48 43V44H49ZM209 43V42H208ZM17 44V43H16ZM261 44H263V43H261ZM212 45V44H211ZM223 46L225 45V43L224 44H222ZM191 46H192V44H191ZM210 46V45H209ZM48 47V46H47ZM64 47V46H63ZM120 47V46H119ZM160 47V46H159ZM165 47V46H164ZM167 47V46H166ZM172 47H174V46H172ZM206 47V46H205ZM212 47V46H211ZM210 47V48H211ZM215 47V46H214ZM220 47V46H219ZM203 48V47H202ZM261 48V47H260ZM262 48H263V45H262ZM66 49V48H65ZM65 49H64V51H65ZM98 49V48H97ZM206 49V48H205ZM208 49V48H207ZM213 49V48H212ZM222 49V48H221ZM232 49V48H231ZM203 50H204V48H203ZM218 50H220V49H218ZM200 51H202V49L200 50ZM211 51V50H210ZM231 51V50H230ZM236 51V50H235ZM259 51V50H258ZM262 51V50H261ZM203 52H205V51H203ZM215 52V51H214ZM228 52H229V50H228ZM232 52V51H231ZM260 52V51H259ZM115 53H117L116 51L114 52V54ZM206 53H208V52H206ZM233 53V52H232ZM237 53V52H236ZM85 54V53H84ZM96 53H94V55H95ZM172 54V53H171ZM177 54V53H176ZM202 54V53H201ZM228 54V53H227ZM231 54V53H230ZM235 54V53H234ZM260 54V53H259ZM259 54H257V55H259ZM89 56V55H88ZM88 56H87V58H88ZM93 56V55H92ZM99 56V55H98ZM116 56V55H115ZM209 56V55H208ZM234 56V55H233ZM238 56V55H237ZM85 57H86V55H85ZM101 57V56H100ZM157 57V56H156ZM172 57H173V55H172ZM172 57H171V59H172ZM177 57H178V55H177ZM185 57V56H184ZM200 57V56H199ZM212 57V56H211ZM225 57H227V56H225ZM261 57V56H260ZM102 58V57H101ZM131 58V57H130ZM158 58V57H157ZM224 58V57H223ZM227 58H229V56L227 57ZM256 58H259V57H256ZM90 59V58H89ZM103 59V58H102ZM67 60H69V59H67ZM81 60V59H80ZM93 60V58L89 61V63H90V65H91V61ZM95 60V59H94ZM133 60V59H132ZM179 60V59H178ZM182 60V59H181ZM181 60H179V61H181ZM190 60V59H189ZM216 60V59H215ZM228 60V59H227ZM231 60V59H230ZM256 60V59H255ZM97 61V60H96ZM150 61V60H149ZM160 61V60H159ZM163 61V60H162ZM193 61V60H192ZM206 61V60H205ZM222 61V60H221ZM262 61V60H261ZM261 61H260V63H261ZM66 62H68V61H66ZM66 62L64 63L63 62V64H66ZM173 62V61H172ZM177 62V61H176ZM202 62H204V61H202ZM201 62V63H202ZM256 62V61H255ZM83 63V62H82ZM96 64L95 62H92V64ZM146 63V62H145ZM159 63V62H158ZM161 63V62H160ZM165 63V62H164ZM167 63V62H166ZM204 63H206V62H204ZM203 63V64H204ZM213 63V62H212ZM225 63V62H224ZM232 63V62H231ZM68 64V63H67ZM66 64V65H67ZM179 64V63H178ZM182 64H183V62H182ZM181 64V65H182ZM206 64H208V63H206ZM222 64H223V62H222ZM221 64V65H222ZM233 64V63H232ZM253 64V63H252ZM264 64V63H263ZM65 65V66H66ZM89 65V66H90ZM171 65V64H170ZM193 65V64H192ZM221 65H219V66H221ZM94 66V65H93ZM129 67V68H126V67ZM173 67L175 66V65H172ZM228 66V65H227ZM231 66H233V65H231ZM253 66V65H252ZM64 67V66H63ZM91 67H92V65H91ZM197 67V66H196ZM222 67V66H221ZM94 68H96V67H94ZM98 68V67H97ZM96 68V69H97ZM160 68V67H159ZM175 68V67H174ZM182 68V67H181ZM186 68V67H185ZM251 68V67H250ZM64 69H66V68H64ZM162 69H164V68H162ZM187 69V68H186ZM185 69V70H186ZM208 68H206V70H207ZM213 69V68H212ZM219 69V68H218ZM217 69V66H216V70H218ZM171 70H172V68H171ZM259 70H260V68H259ZM78 71V70H77ZM84 71V70H83ZM96 71V70H95ZM177 71V70H176ZM220 71V70H219ZM218 71V72H219ZM93 72V71H92ZM97 72V71H96ZM99 72V71H98ZM128 73V74H127ZM200 73V72H199ZM258 73H259V71H258ZM257 73V74H258ZM262 73V72H261ZM91 74V73H90ZM89 74V75H90ZM94 74V73H93ZM130 74V75H129ZM160 74H162V73H160ZM189 74H190V72H189ZM255 74V73H254ZM88 75V74H87ZM88 75V76H89ZM172 75V74H171ZM178 75V74H177ZM208 75V74H207ZM79 76V75H78ZM206 76V75H205ZM219 76V75H218ZM87 77V76H86ZM157 77H160V76H158L157 75ZM211 77V76H210ZM209 77V78H210ZM215 77H216V75H215ZM70 78V77H69ZM173 78H175V77H173ZM206 78H208V77H206ZM219 77H217V79H218ZM262 78V77H261ZM260 78V79H261ZM61 79H62V77H61ZM86 79V78H85ZM101 79V78H100ZM214 79V78H213ZM87 80V79H86ZM85 80V81H86ZM150 80V79H149ZM154 80V79H153ZM161 80H163V79H161ZM176 80V79H175ZM220 80V79H219ZM257 80H259V79H257ZM264 80V79H263ZM262 80V81H263ZM67 81H69V80H66V82ZM79 81V80H78ZM210 81V80H209ZM212 81V80H211ZM194 82H196V81H194ZM264 82V81H263ZM69 83H70V81H69ZM175 83V82H174ZM193 83V82H192ZM198 83V82H197ZM203 83V82H202ZM250 83V82H249ZM258 82H256V84H255V86L256 85H258L257 84ZM64 84V83H63ZM154 84V83H153ZM194 85H195V83H193ZM246 84V83H245ZM245 84H243V85H245ZM252 84H253V81H252ZM259 84H260V82H259ZM89 85V84H88ZM126 85V84H125ZM163 85V84H162ZM201 85V84H200ZM234 85V84H233ZM236 85V84H235ZM234 85V86H235ZM240 84L238 83V85H236L237 87V91H239L238 93H239V97H236V99H238L239 98V100H241L242 98H243V94H245L244 92H243V94H241V96H240V91H242V90H240L241 89V87L239 88L238 86H239ZM260 85H264V84H260ZM65 85H63V87H64ZM231 86V85H230ZM229 86V87H230ZM241 86V85H240ZM250 86H251V84H250ZM117 87H115V88H117ZM146 87V86H145ZM183 87V86H182ZM200 87V86H199ZM214 87V86H213ZM65 88V87H64ZM147 88V87H146ZM193 88V87H192ZM192 88H190V89H192ZM226 88V87H225ZM225 88H216V90L218 89V90H224ZM235 88V87H234ZM234 88H232V90H235ZM239 88V89H238ZM249 88V86H246V87H244V89H243V87H242V89L243 90H245V89H248ZM259 89L260 87H259V85H258V87L256 86V87H254L253 86V90L256 92V89ZM128 89V88H127ZM132 89V88H131ZM157 89V88H156ZM183 89H184V87H183ZM215 89V88H214ZM231 88H229V91H231L230 90ZM262 89V88H261ZM64 90V91H63ZM91 90V89H90ZM211 91V93L209 92V90H207L208 91V94L206 93V95H203L202 94V96H204V97H207L208 98V100L210 101H208L207 102V105L210 103H212L213 102V104L212 105H214V103H215V105L213 106V108L214 107H216V102L218 103V107H219V105L220 104H222V105H224V108H223V110H225V109H229L230 107H237V108H239V109H241L240 108V106H238V105H234V100H235V95L237 96L238 95V93L236 92V94L234 95V94H231V97L234 99H232L231 97H230V95H228L230 98H228L230 101H232V103H230L229 102V100H225V98H224V96H226L228 93L224 90V92H225V94H221V96H223V98L221 97V99H222V101H226V102H222L221 101V103L219 102V100L220 99H218L220 96L218 95H216V94H219V93H217L216 92V94L214 95V93H212V88L210 89ZM217 90V91H218ZM220 90V91H221ZM226 90H227V88H226ZM252 89L251 88H249L248 89V92L247 93H249V95H251V94H253V93H251L252 91H251ZM66 91H67V94H66ZM71 91H72V89H71ZM97 91V90H96ZM133 91V90H132ZM147 91V95H148V91H150V88H149V90H146ZM146 91H145V93L144 94H146ZM219 91V92H220ZM41 92V91H40ZM39 92V93H40ZM48 92V93H47ZM65 92V93H64ZM69 92V93H68ZM162 92V91H161ZM213 92H215V91H213ZM223 91H222V93H224ZM100 93V92H99ZM200 94H201V91L199 92ZM203 93V92H202ZM204 93V94H205ZM209 93H210V95H209ZM101 94V93H100ZM63 95H64V97H66L65 95H67V98H65L64 100H63ZM128 95V94H127ZM132 96L134 95V91H133V94H131ZM152 95V94H151ZM173 95V94H172ZM208 95H209V97H208ZM248 95V96H249ZM12 96H13V94H12ZM16 96H17V94H16ZM41 96V95H40ZM39 96V97H40ZM71 96H72V94H71ZM146 96V95H145ZM199 97L201 96V95H198ZM247 95L245 94L244 95V98L246 97ZM14 97V96H13ZM18 97V96H17ZM28 97V99H30ZM111 97V96H110ZM127 97V96H126ZM144 97V96H143ZM166 97V96H165ZM227 97V96H226ZM242 97V98H241ZM45 98V97H44ZM47 98V97H46ZM61 98V99H60ZM69 98V99H68ZM120 98V97H119ZM122 98H124V97H122ZM130 98L131 97H129V99L127 100V101H129L130 102ZM134 98H135V96H134ZM133 98V99H134ZM146 98V97H145ZM144 98V99H145ZM203 98V97H202ZM207 98H205V100L207 99ZM66 99H67V102H68V100L70 101V103L68 102V103H65V101H66ZM115 99V98H114ZM121 99V98H120ZM127 98H125V100H126ZM152 99V98H151ZM162 99H163V97H162ZM178 99V98H177ZM186 99H188V98H186ZM191 99H193V98H191ZM232 99V100H231ZM26 100V99H25ZM39 100V99H38ZM110 101H111V98L109 99ZM124 100V99H123ZM124 100V101H125ZM136 100H137V97H136ZM139 100V99H138ZM179 100V99H178ZM185 100V99H184ZM244 100V99H243ZM64 101V102H63ZM97 101V100H96ZM122 101V100H121ZM140 101V100H139ZM151 101V100H150ZM187 100H185V102H186ZM193 101V100H192ZM198 101H199V99H198ZM202 102H204V104H205V101H204V99L203 100H201ZM200 101V103H202ZM207 101V100H206ZM216 101V102H215ZM238 101V100H237ZM258 101H259V99H258ZM141 102V101H140ZM165 102V101H164ZM228 102V103H227ZM239 103H240V101H238ZM242 102V101H241ZM250 102V101H249ZM7 103V102H6ZM14 103V102H13ZM63 103H65V104H62ZM97 103V102H96ZM116 103V102H115ZM125 104H126V102H124ZM177 103V102H176ZM198 103V102H197ZM196 103V104H197ZM220 103V104H219ZM229 103L230 104H232V105H234V106H231V105H229ZM235 103H237L236 101H235ZM257 103V102H256ZM8 104V103H7ZM30 104V103H29ZM33 104V103H32ZM55 104V103H54ZM59 104H61V105H59ZM113 104V103H112ZM119 105L121 104V102L120 103H118ZM130 104H131V102H130ZM143 104V103H142ZM171 104V103H170ZM173 104V103H172ZM184 104V103H183ZM188 104V103H187ZM192 104V103H191ZM203 104V103H202ZM24 105V101L22 102V106ZM174 105V104H173ZM211 105V106H212ZM227 105V106H226ZM256 105V104H255ZM4 106L6 107V104H4ZM32 106V105H31ZM61 106V107H60ZM113 106H114V104H113ZM112 105H110L109 103H108V105H103V106H101V107H99L98 109H97V112H96V118H95V121H96V123L100 126V128H101V130H103V131H105L106 132V135H108L109 136V138H108V140L111 138V140H112V142L114 143V145H115V147L118 149V150H120L121 151V154L123 155V157L124 158H128V160H129V149H128V146H129V139L130 138H132L133 139V137H134V133H132V134H130L129 132H126L128 129H129V126H128V124H130L131 122L130 121H128V119H125V115H123L122 114V112H121V110H120V108L119 107H113ZM116 106H117V104H116ZM185 106V105H184ZM183 106V107H184ZM188 106V105H187ZM186 106V107H187ZM209 106V105H208ZM207 106V107H208ZM230 106V107H229ZM249 106H250V104H249ZM254 106V105H253ZM8 107V106H7ZM66 109V111L64 110V108ZM70 107V108H69ZM149 107V106H148ZM182 107V108H183ZM200 107V106H199ZM221 107V106H220ZM176 108H178V106L176 107ZM190 108H192L191 107V105H190ZM198 108V107H197ZM196 108V109H197ZM201 108H204V106L203 105H201ZM212 107H211V109H213ZM236 108V109H237ZM20 109H22V108H20ZM47 109V108H46ZM211 109H209V110H211ZM232 109L233 108H231V111H230V114H232V112H233V114H235V115H231V117H230V115H228L227 113V111L225 110V111H222L223 113H221V115H222V119H220L222 122H223V124H225V126L227 127V129H228V126H227V124H226V122H227V118H229V125H232L228 130H229V132H228V134H227V131L225 132V134H224V132H223V130H222V127L221 128H219L220 126L219 125H217V123H215L216 125H217V127L219 128V133H216L217 135H222V137L220 138L219 137V141L218 140H214V141H212V144L214 145V142H215V146L216 145H218V142H219V144H221V141H223L224 139L226 140H229L230 141V137H231V135L230 134H232L233 135V133H231V132H233L234 131V129H235V131L237 130V126L240 128V122H239V125H237V123L235 124V126H234V123L236 122L235 120L237 119L238 120V118L237 117H239L240 118V113L238 114L237 112H239L238 110H233L232 111ZM15 110V109H14ZM64 110V111H63ZM131 110H133V108L131 109ZM131 110H130V112H131ZM148 110V109H147ZM177 110V109H176ZM194 111H195V109H193ZM5 111V110H4ZM168 111V110H167ZM178 111V110H177ZM180 111V110H179ZM183 111H184V109H183ZM187 111V110H186ZM197 111H198V113L197 114H204L205 112L202 110V112L200 113L199 112V108L197 109ZM196 111V112H197ZM208 111V110H207ZM214 111V110H213ZM220 111V110H219ZM220 111V112H221ZM229 111V110H228ZM235 111V112H234ZM13 112V111H12ZM16 112V111H15ZM127 112H129L128 110H127ZM129 112V114H131ZM188 112V111H187ZM204 112V113H203ZM208 112H210V111H208ZM207 112V113H208ZM216 112H218V111H216ZM227 112V113H226ZM56 113V118L57 117H59V116H62V113L61 114H57ZM133 113V112H132ZM136 113V112H135ZM158 113V112H157ZM169 113V112H168ZM168 113H166V115H168ZM178 113V112H177ZM181 113V112H180ZM211 113H212V110H211ZM238 115H237V114ZM12 114V113H11ZM10 114V115H11ZM20 114V113H19ZM67 114H65V115H67ZM134 114V113H133ZM139 115H140V113H138ZM137 114V115H138ZM145 114V113H144ZM151 114V113H150ZM176 114V113H175ZM186 113H184V115H185ZM196 114V115H197ZM217 114V113H216ZM17 114H15V116H16ZM54 115V114H53ZM58 115V116H57ZM180 115H182V114H180ZM191 115V114H190ZM189 115V116H190ZM206 115V114H205ZM14 116V117H15ZM18 116V115H17ZM34 116H36L35 114H34ZM130 116H132V114L130 115ZM150 116V115H149ZM163 116V115H162ZM175 116H177V114L175 115ZM197 116H200V115H197ZM209 114H208V120H209ZM215 116V115H214ZM224 116H225V119L226 120H224ZM252 116V115H251ZM129 117V116H128ZM132 117H135V116H132ZM131 117V118H132ZM138 117V116H137ZM181 117H183V116H181ZM180 117V118H181ZM217 117V116H216ZM227 117V118H226ZM236 117V118H235ZM253 117V116H252ZM259 117H261V115L259 116ZM9 118V117H8ZM17 118V117H16ZM31 118V117H30ZM32 118H34L33 116H32ZM127 118V117H126ZM206 118H207V115H206ZM220 118V117H219ZM241 118H242V115H241ZM263 118H264V116H263ZM61 119V118H60ZM138 119V118H137ZM139 119H143V118H139ZM149 119V118H148ZM175 119V118H174ZM174 119H173V121H174ZM177 119H179V118H177ZM212 119V118H211ZM254 119H256V118H254ZM261 119V118H260ZM259 119V120H260ZM6 120H8L7 118H6ZM43 120V119H42ZM133 120H134V118H133ZM144 120V119H143ZM164 120V119H163ZM176 120V119H175ZM186 120H188V119H186ZM193 120H195V119H193ZM193 120H192V122H193ZM197 120V119H196ZM195 120V121H196ZM204 120V119H203ZM219 120V119H218ZM220 120L219 121H216V122H220ZM233 120H234V122H233ZM242 120V119H241ZM262 120H264V119H262ZM28 121H32V119L30 120H28ZM28 121H26V123L28 122ZM40 121V120H39ZM64 121V120H63ZM62 121V122H63ZM162 121V120H161ZM178 121V120H177ZM207 121V120H206ZM243 121V120H242ZM253 121V120H252ZM261 121V120H260ZM3 122H7V121H3ZM148 122V121H147ZM172 122V121H171ZM170 122V123H171ZM221 122V123H222ZM225 122V123H224ZM253 122H255V121H253ZM252 122V123H253ZM169 123V122H168ZM169 123V124H170ZM201 123V122H200ZM255 123H257V122H255ZM3 124V123H2ZM36 124H38L37 123V121H36ZM141 124V123H140ZM139 124V125H140ZM160 124H161V122H160ZM180 124V123H179ZM189 124H191V123H189ZM193 124V123H192ZM210 124H211V122H210ZM215 124L212 126V125H208V126H212L211 127V129H210V127H208L207 129L208 130H204L205 132H207L206 134L207 135H205V136H207V139H208V137H212V133L211 132H213V130H214V133H215V128H216V126H215ZM254 124V123H253ZM253 124H252V126H253ZM4 125V124H3ZM39 125V124H38ZM61 125V124H60ZM66 125V124H65ZM135 125V124H134ZM133 125V127H135ZM142 125V124H141ZM181 125V124H180ZM183 125V124H182ZM197 125H199V124H197ZM201 125V124H200ZM259 125V124H258ZM257 125V126H258ZM264 125V124H263ZM6 126V125H5ZM21 126H23V125H21ZM171 126V125H170ZM184 126V125H183ZM182 126V127H183ZM193 126V125H192ZM223 126V125H222ZM235 127L234 129H232V127ZM255 126V125H254ZM3 127V126H2ZM53 127V126H52ZM66 127V128H67ZM162 127V126H161ZM166 127H168V126H166ZM178 127V126H177ZM215 127V128H214ZM225 127V128H226ZM256 127V126H255ZM263 127V126H262ZM262 127H261V129H262ZM19 128V127H18ZM33 128V127H32ZM58 128V127H57ZM61 127H59V130H60V132H62V135L64 134L63 132L66 130V128L64 127H62V130L63 131H61V129H60ZM188 128H189V126H188ZM223 128H224V126H223ZM238 128V130H240L241 131V129H239ZM253 128V127H252ZM260 128V127H259ZM4 129V128H3ZM17 129V128H16ZM22 129V128H21ZM21 129H20V131H21ZM29 129V128H28ZM37 129V128H36ZM43 129V128H42ZM51 129V128H50ZM65 129V130H64ZM98 129V128H97ZM131 129V128H130ZM140 129V128H139ZM185 129V128H184ZM187 129V128H186ZM193 129V128H192ZM204 129V128H203ZM206 129V128H205ZM217 129V128H216ZM227 129H225V130H227ZM260 129V130H261ZM12 130V129H11ZM47 130V129H46ZM56 130V129H55ZM147 130H148V128H147ZM160 130V129H159ZM190 130V129H189ZM209 130H210V133L209 134H211L210 136H208V132H209ZM222 130V131H221ZM233 130V131H232ZM236 131L237 133V137H238V132L239 131ZM257 130H258V128H257ZM264 130V129H263ZM35 131H37V130H35ZM48 131H49V129H48ZM52 131V130H51ZM53 131H54V129H53ZM145 131V130H144ZM156 131V130H155ZM167 131V130H166ZM165 131V132H166ZM217 132H218V129L216 130ZM235 131H234V133H235ZM248 131H249V129H248ZM255 131H256V129H255ZM262 131V130H261ZM10 132V131H9ZM28 132V131H27ZM31 132H32V130H31ZM30 132V133H31ZM38 132V131H37ZM44 132V131H43ZM58 132V131H57ZM102 132V131H101ZM133 132V131H132ZM136 132V131H135ZM137 132H138V129H137ZM198 132H199V130H198ZM222 132V133H221ZM263 132V131H262ZM7 134L6 135H8V132H6ZM22 133V132H21ZM54 133V136L57 134L58 135V133H56L55 131L53 132ZM154 133V132H153ZM157 133V132H156ZM159 133V132H158ZM157 133V134H158ZM169 133V132H168ZM171 133V132H170ZM185 133H187V131H185ZM184 133V134H185ZM194 133H196V132H194ZM193 133V134H194ZM213 133V134H214ZM221 133V134H220ZM240 133V132H239ZM250 133H253V132H251L250 131ZM5 134V133H4ZM147 134V133H146ZM189 134H191V133H189ZM204 134V133H203ZM216 134H214V137L213 138H215V139H218V137L216 136ZM224 134V135H223ZM5 135V136H6ZM15 135V134H14ZM50 135V134H49ZM48 135V136H49ZM52 136H53V134H51ZM162 135V133L160 134V136ZM225 135H228V137L227 136H225ZM41 136H42V133H41ZM47 136V134H46V137H48ZM65 136V135H64ZM71 136V135H70ZM147 136V135H146ZM159 136V135H158ZM164 136V135H163ZM170 136V135H169ZM186 136V135H185ZM190 136V135H189ZM192 136V135H191ZM198 136H199V134H198ZM216 136V137H215ZM230 136V137H229ZM22 137V136H21ZM39 137V136H38ZM187 137H188V135H187ZM210 137V138H211ZM224 137V138H223ZM227 137V138H226ZM233 137L235 138V135L234 136H232L231 137V139L233 140ZM251 137H253V136H251ZM5 138V137H4ZM9 138L10 137H8V140H9ZM43 138V137H42ZM53 138H55L56 139V136L55 137H53ZM62 138V137H61ZM89 138H91V136L89 137ZM150 138V137H149ZM160 138V137H159ZM185 138V137H184ZM184 138H182V140L184 139ZM193 138V137H192ZM209 138V139H210ZM222 138H223V140H222ZM247 138H248V134H247ZM263 138V136L261 137V139ZM33 139H35V138H33ZM44 139H45V137H44ZM47 139V138H46ZM46 139L44 140V141H46ZM70 139V138H69ZM68 139V140H69ZM97 139V138H96ZM161 139H162V137H161ZM194 139V138H193ZM1 140H4L3 138L1 139ZM22 140H23V138H22ZM25 140V139H24ZM54 140V139H53ZM59 140H60V138H59ZM79 140V139H78ZM94 140V139H93ZM111 140H110V142H111ZM131 140V139H130ZM164 140H165V138H164ZM174 140V139H173ZM190 140V139H189ZM210 140H212V139H210ZM223 141L224 142V145H220V147H223V148H220L219 147V145H218V147H219V154L221 155V151H222V149H224L223 151V153H222V156H221V158L223 159L220 163H222V162H224V159H225V155H227V153H226V151H228L229 153L231 152V150H230V147H232V146H229V145H232L231 144V142L232 143H236L235 141H236V139H234L233 141H231V142H229V141ZM249 140V139H248ZM258 140V139H257ZM260 140V139H259ZM264 140V139H263ZM7 141V140H6ZM64 141V140H63ZM95 141L96 140H94V146H95ZM97 141H100L99 139H97ZM96 141V142H97ZM135 141V140H134ZM158 141V140H157ZM202 141H203V139H202ZM208 142H210L209 140H207ZM16 142V141H15ZM42 142H43V139H42ZM80 142V141H79ZM101 142V141H100ZM139 142V141H138ZM184 142V141H183ZM192 142V141H191ZM201 142V141H200ZM222 142V143H223ZM229 142V144L228 145H226L227 143ZM246 142V141H245ZM1 143V142H0ZM45 144H46V142H44ZM72 143V142H71ZM77 143V142H76ZM86 143V142H85ZM109 143V142H108ZM156 143V142H155ZM189 143V142H188ZM256 143V142H255ZM8 144V143H7ZM28 144V143H27ZM39 144V143H38ZM84 144V143H83ZM90 144H91V142H90ZM97 144L99 145V143L97 142ZM112 144V143H111ZM199 144V143H198ZM210 144V143H209ZM208 144V145H209ZM28 145H30V144H28ZM32 145V144H31ZM33 145H35V144H33ZM41 145V144H40ZM70 145H72V144H70ZM81 145H82V143H81ZM100 145H101V143H100ZM99 145V147H101ZM145 145V144H144ZM151 145V144H150ZM153 145V144H152ZM190 145H191V143H190ZM6 146L7 145H5V148L3 149L2 148V150L5 152V149H6ZM25 146H26V144H25ZM25 146H24V148H25ZM85 146V145H84ZM90 146V145H89ZM184 146V145H183ZM186 146H188V145H186ZM226 146H228V147H226ZM248 146V145H247ZM26 147H28V146H26ZM31 147L32 146H30V149H31ZM71 147V146H70ZM70 147H69V149H70ZM73 147V146H72ZM91 147H93L92 145L90 146V148ZM111 147H112V145H111ZM174 147V146H173ZM196 147H197V144H196ZM209 147H210V145H209ZM218 147H216L217 149H218ZM252 147V146H251ZM13 148L14 147H12V151H13ZM86 148V147H85ZM95 148H97L98 149V146L97 147H95ZM183 148V147H182ZM213 148H215L214 146H213ZM216 148H215V152H213V155H212V157L214 158L215 156V154L217 153L216 152ZM233 148V147H232ZM262 148H264V147H262ZM26 149V148H25ZM28 149V148H27ZM26 149V150H27ZM81 149V148H80ZM83 149V148H82ZM92 149V148H91ZM96 149V150H97ZM102 149V148H101ZM104 149V148H103ZM110 149V148H109ZM138 149V148H137ZM168 149V148H167ZM189 149V148H188ZM204 149H206V150H208V148L206 147V148H204ZM210 149H211V147H210ZM209 149V150H210ZM227 149V150H226ZM1 150V151H2ZM15 150V149H14ZM21 150H23V149H21ZM72 150V149H71ZM70 150V151H71ZM99 150V149H98ZM157 150H158V148H157ZM156 150V151H157ZM169 150V149H168ZM182 150V149H181ZM206 150H204V155H205V153L206 154H208V155H210V153H211V151H206ZM69 151V150H68ZM67 151V152H68ZM112 151V150H111ZM144 151V150H143ZM148 151V150H147ZM173 151V150H172ZM206 151V152H205ZM245 151V150H244ZM253 151V150H252ZM261 151L262 150H260V153H261ZM7 152V151H6ZM16 152V151H15ZM19 152V151H18ZM23 152H26V151H23ZM95 152V151H94ZM135 152H136V150H135ZM167 152V151H166ZM180 152V151H179ZM184 152V151H183ZM187 151H185V153H186ZM189 152V151H188ZM208 152V153H207ZM246 152V151H245ZM248 152V151H247ZM255 152H256V150H255ZM254 152V153H255ZM3 153V152H2ZM8 153V152H7ZM45 153H46V151H45ZM97 153H100V152H97ZM97 153H95V154H97ZM139 153V152H138ZM153 153V152H152ZM192 153H193V151H192ZM253 153V154H254ZM260 153H259V155H260ZM1 154V153H0ZM13 154V153H12ZM34 154V153H33ZM42 155H43V152L41 153ZM94 154V155H95ZM106 154V153H105ZM143 154V153H142ZM182 154V153H181ZM188 154V153H187ZM187 154L186 155H184L185 156V158L187 157ZM194 154V153H193ZM192 154V155H193ZM248 154V153H247ZM251 154V153H250ZM256 154V153H255ZM254 154V155H255ZM258 154V153H257ZM5 155H6V153H5ZM4 155V156H5ZM19 155H21V153H19ZM30 155V154H29ZM72 155V154H71ZM80 155V154H79ZM78 155V156H79ZM92 155H93V153H92ZM104 155V154H103ZM107 155H109L108 153L106 154V155H104V156H107ZM195 155V154H194ZM208 155H205V157H204V159L206 160H204V164H205V162H208V161H210V159L208 158ZM224 155V156H223ZM16 156H18V155H15V157ZM22 156H23V154H22ZM33 156V155H32ZM49 156V155H48ZM77 156V157H78ZM81 156V155H80ZM79 156V157H80ZM104 156H103V158H104ZM114 156V155H113ZM149 156V155H148ZM181 156H183V155H181ZM200 156V155H199ZM198 156V157H199ZM207 156V157H206ZM216 156H217V154H216ZM14 157V156H13ZM28 157V156H27ZM44 157V156H43ZM78 157V158H79ZM85 157H86V155H85ZM108 157V156H107ZM111 157V156H110ZM120 157V156H119ZM161 157H163V156H160V158ZM193 157V156H192ZM218 157V156H217ZM216 157V158H217ZM227 157V156H226ZM239 157V156H238ZM255 157H259V156H256L255 155ZM262 157V156H261ZM5 158H6V156H5ZM8 158H11L10 156L8 157ZM19 158V156L17 157V159ZM22 158V157H21ZM25 158V157H24ZM39 158V157H38ZM41 158H42V156H41ZM41 158H39V159H41ZM82 158H84V157H82ZM82 158H79V160L80 159H82ZM106 158V157H105ZM167 158V157H166ZM183 158V157H182ZM201 158V156L199 157V159ZM209 159L208 161H207V159ZM214 158L215 159V163L213 162V159H212V162H211V164H215L214 166H213V168L211 167V172H212V169H214L213 170V172H215V168H216V166H217V163H219L218 161H219V159L217 158ZM3 159V157H1V160ZM16 159V158H15ZM14 159V160H15ZM36 159V158H35ZM39 159H38V162H39ZM62 159V158H61ZM74 159V158H73ZM101 159H102V157H101ZM108 159H109V157H108ZM169 159V158H168ZM191 159V158H190ZM255 159V158H254ZM4 160V159H3ZM7 160V159H6ZM11 160H12V158H11ZM20 160V159H19ZM19 160H18V162H19ZM34 160V159H33ZM63 160V159H62ZM62 160H60V161H62ZM78 160V161H79ZM84 160V159H83ZM93 160V159H92ZM111 160V159H110ZM123 160V159H122ZM145 160V159H144ZM166 160V159H165ZM185 160V159H184ZM186 160H187V158H186ZM194 160V159H193ZM201 160V159H200ZM240 160V159H239ZM256 160V159H255ZM260 160V159H259ZM8 161V160H7ZM13 161V160H12ZM75 161H77V160H75ZM75 161H73L74 163H75ZM105 161V160H104ZM163 161V160H162ZM174 161V160H173ZM189 161V160H188ZM238 161V160H237ZM250 161H251V159H250ZM261 161V160H260ZM6 162V161H5ZM4 162V163H5ZM20 162H23V161H20ZM34 163L35 162H37V161H33ZM44 162V161H43ZM48 162H50V160L49 161H47V165H48ZM106 162H107V160H106ZM175 162V161H174ZM182 162H183V159H182ZM185 163H186V161H184ZM2 163V162H1ZM31 163H32V161H31ZM34 163H33V165H34ZM63 163V162H62ZM73 163V164H74ZM81 163H82V160H81ZM80 163V164H81ZM87 163H89V162H87ZM131 163H133V162H131ZM156 163V162H155ZM157 163H158V161H157ZM198 163V162H197ZM200 163V162H199ZM198 163V164H199ZM219 163V166H221V164ZM237 163H239V162H237ZM247 163V162H246ZM24 164H25V162H24ZM50 164V163H49ZM64 164V163H63ZM108 164V163H107ZM134 164V163H133ZM149 164V163H148ZM162 164V163H161ZM167 164V163H166ZM166 164H165V166H166ZM176 164V163H175ZM184 164V163H183ZM4 165H6V164H4ZM14 165V164H13ZM26 165V164H25ZM32 165V164H31ZM31 165H30V167H31ZM58 165H60V163L58 162ZM57 165V166H58ZM67 165V164H66ZM109 165V164H108ZM145 165H147V164H145ZM180 165V164H179ZM194 165V164H193ZM201 167H203V168H200V166L198 167V170H197V168L195 169V167H197L198 165L196 164V165H194L192 168L193 169H195V170H193V172H195L196 173V171H198L197 173H196V175H198L199 176V178H198V176H197V178H195V180H193V182H192V178H194L196 175H195V173H190V175H189V172H186L187 173V175H188V177H186L187 175H185V177L186 178H188V180H189V176H190V178H191V175H192V178L190 179L191 181L190 182H192V186H194V182H196V186H197V188H196V186H194L196 189H198V190H200L201 188H198L199 186H201L202 184H204V179L203 178H206L207 177V173L209 172V173H211L210 172V170L208 171V169L209 168H207L206 166H208L209 164H205V166H202L203 165V163L201 164H199ZM245 165V164H244ZM2 167H3V165H1ZM15 166V165H14ZM27 166H28V164H27ZM41 166H43V165H41ZM49 166V165H48ZM62 166V165H61ZM75 165H73V167H74ZM98 166H100V164L99 165H97V167L95 168V170L98 168ZM103 166L105 167V165L103 164ZM111 166H112V164H111ZM159 166H160V164H159ZM164 166V167H165ZM170 166V165H169ZM184 166V165H183ZM192 166V165H191ZM257 166V165H256ZM1 167V168H2ZM26 167V166H25ZM24 167V168H25ZM29 167V168H30ZM50 167V166H49ZM59 167V166H58ZM69 167V166H68ZM72 167V168H73ZM77 167V166H76ZM84 167H85V164H84ZM89 167H90V165H89ZM101 167V166H100ZM117 167H119V166H117ZM133 167V166H132ZM156 167V166H155ZM175 167H176V165H175ZM206 167V168H205ZM209 167V166H208ZM246 167H247V165H246ZM262 167V166H261ZM15 168V167H14ZM39 168V167H38ZM37 167H36V169H38ZM57 168V167H56ZM85 168H88V165H87V167H85ZM163 167H161V169H162ZM199 168H200V172H199ZM205 168V169H204ZM237 168V167H236ZM241 168H243L242 167V165H241ZM245 168V167H244ZM262 168H264V165H263V167ZM20 169V168H19ZM27 169V168H26ZM32 169V168H31ZM74 170L75 169H78V168H73ZM98 169H100V168H98ZM109 169V168H108ZM107 169V170H108ZM160 169V168H159ZM201 169H203L202 171H201ZM23 170V169H22ZM63 170V169H62ZM71 170V169H70ZM79 170V169H78ZM85 170V169H84ZM83 170V171H84ZM95 170H93V173H94V171ZM106 170V169H105ZM123 170V169H122ZM158 170V169H157ZM163 170V169H162ZM168 170V169H167ZM192 170V169H191ZM205 170V171H204ZM248 170V169H247ZM16 171V170H15ZM21 171V170H20ZM26 171V170H25ZM42 172H43V170H41ZM48 171H50V170H48ZM56 171H58L57 169H56ZM64 171V170H63ZM82 171V172H83ZM98 171V170H97ZM119 171V170H118ZM121 171V170H120ZM135 171V170H134ZM178 171V170H177ZM177 171H175V172H177ZM184 171V170H183ZM256 171V170H255ZM264 171V170H263ZM24 172V171H23ZM39 172H40V170H39ZM38 171L36 172V173H39ZM52 172H54V171H52ZM52 172H51V176H52ZM65 172V171H64ZM66 172H67V168H66ZM71 171H69L68 172V174H73V173H70ZM81 172V173H82ZM99 172H101V169H100V171H98V172H96L95 173V175H93V178H95L94 176H96L97 177V174L99 173ZM108 172H110V171H108ZM161 172V171H160ZM169 172V171H168ZM168 172H167V174H168ZM203 172V173H202ZM222 172V171H221ZM249 172V171H248ZM34 173V172H33ZM59 173V172H58ZM62 173V171L59 173V174H61ZM75 173H77V171H75ZM80 173V174H81ZM125 174H126V172H124ZM143 173V172H142ZM155 173V172H154ZM158 173V172H157ZM162 173V172H161ZM178 173H180V172H178ZM206 175H205V174ZM13 174V173H12ZM15 174H17V173H15ZM19 174V173H18ZM17 174V175H18ZM22 174V173H21ZM39 174H41V173H39ZM38 174V175H39ZM56 174V173H55ZM55 174H53V175H55ZM63 174V173H62ZM113 174V173H112ZM118 174H119V172H118ZM124 174V175H125ZM166 174V175H167ZM202 174H204L203 176H200V175H202ZM222 174V173H221ZM225 174V173H224ZM14 175V174H13ZM29 175V174H28ZM27 174H25V176H28ZM37 175V174H36ZM48 175H49V173H48ZM64 175V178H68L67 176L65 177V173L63 174ZM63 175H58L57 174V176H61V177H59V178H61L62 179V177H63ZM66 175H67V173H66ZM75 175V174H74ZM98 175H100V173L98 174ZM102 175H103V172H102ZM104 175H105V173H104ZM155 175V174H154ZM169 176H170V174H168ZM210 175V174H209ZM213 175H214V173L212 174V177H213ZM231 175H232V173H231ZM234 175V174H233ZM245 175H247L248 176V174L247 173H245L244 174V176ZM14 176H16V175H14ZM23 176V175H22ZM24 176V177H25ZM50 176V175H49ZM57 176H55V178H57V180H58V177ZM205 176V177H204ZM224 176V175H223ZM5 177H6V175H5ZM8 177H10L11 178V176H8L7 175V177L6 178H8ZM13 177V176H12ZM31 177H32V175H31ZM30 177V178H31ZM40 177V176H39ZM46 177V176H45ZM44 177V178H45ZM71 177H72V175H71ZM75 177V176H74ZM80 177V176H79ZM90 177V176H89ZM99 177H102L101 175L99 176ZM104 177V176H103ZM128 177H129V175H128ZM176 177V176H175ZM180 177H182V176H180ZM36 178V177H35ZM44 178H43V180H44ZM76 178V177H75ZM78 178V177H77ZM114 178V177H113ZM126 177H124V176H122V175H119V176H117L116 178H114V180L113 181H110V182H108L107 183V185H106V191H107V200L105 201V202H103L104 204L102 205V207L100 208V210H99V212L98 213H96V215L95 216H92V218H90V222L89 223H93V222H96V220H99V219H101V220H103L104 221V224L105 225H107V226H111V225H118V227H119V229H118V227H116L118 230H120V231H122V232H124L125 234H124V236L126 237V234L129 236H127V238H129V240L126 242V245H124V248H127V253L125 252V253H121L120 251H119V253H118V256L120 257H130L131 255H134V256H131V257H134L135 258V256H139L140 258H139V260H137L136 262H135V264H163V263H160L159 261H158V263H156V261H150V260H147V259H141V257L143 256V254L141 253V243L143 244L144 242L142 241V239H143V237H142V239H140L138 236H137V233H136V231H137V224L139 223L140 224V222L141 221H143L144 219H146V218H150V216H153V215H156L157 216V218H158V215L157 214H159L160 216L159 217H161V218H163L162 220H164V221H166L167 222V224L169 225V236L171 235V237H169V240H170V238H171V240H170V242H171V247H170V250H172L173 249V251H174V249L176 248L177 249V254L179 253V252H181V253H185L186 255H188V259L186 260V261H184L183 263L181 262H178L179 264H196V262L193 260L194 259V257H195V255H196V253H198V249L200 248V246L202 245V243L205 241V238L207 237V235H209V232H211L212 231V229H213V226H217L218 225V221H219V219H220V215H218V214H220V213H218V212H220L219 211V209H221L223 206H220V204L222 205V200H221V198L219 197V196H217L216 194L218 193V191H219V187H217V182H215V183H213L215 180H216V178H215V175H214V177H213V179H215L213 182H212V188H211V186H210V184L208 183V178L206 179V184L207 185H209L208 186V188H209V190L210 189H213V199L214 200H216V199H218V200H220L219 202V206L221 207H219L218 206V210L216 211V215L214 214V211L212 210V207H211V199H212V197H211V199H210V201L209 200H207L208 199V197L207 196H205L206 197V200H205V197H202L201 198V194L200 195H198V196H200V198L201 199H204L203 201H201V203H200V205L198 204V202H197V205H199V207L198 206H196V204H195V206H193V209H194V207L196 208V209H194V211H193V209H192V212L190 213L189 211H191V209H190V207L192 208V206L190 205V204H188V203H185V204H188V205H190V207H188V208H184L183 207V205H180L179 204V202L177 201V200H175L174 198H177L178 197V195L180 194V193H182V192H180L179 191V194L178 195H176L175 197H173V195H171L170 196V193L172 192V191H176L177 192V188H179L178 186H179V184H180V181L182 180L183 181V179L181 178V180H177V179H175L176 181H178V182H176L175 183V181H174V183H172V186L174 185V188H172L173 190H171V189H169V191H170V193L169 194H167L165 191H167L166 190V187H163V189H160L161 188V186H160V190H158V194H157V196H158V198H157V202L154 204V205H152L151 203L152 202H150V200H148V199H145V200H143L142 202H141V204L140 205H137L136 204V202H138L137 200L134 202L133 200V203L131 202V199H130V203H127V205L125 204L124 205V202H126V200L128 199V197H129V195L130 194H133V195H136L137 196V194L139 193L138 192V190H137V185L136 184H134L136 187H134L133 189L131 188V185L129 184V180L127 181L126 179H125ZM130 178V177H129ZM128 178V179H129ZM177 178H179L178 177V175H177ZM210 178H211V175H210ZM251 178H252V176H251ZM250 178V179H251ZM264 178V177H263ZM263 178H261V180L263 179ZM0 179H1V177H0ZM2 179H3V177H2ZM5 179V178H4ZM3 179V180H4ZM9 179V178H8ZM14 179V178H13ZM22 179H25V178H22ZM21 179V180H22ZM48 180H49V178H47ZM50 179H51V177H50ZM53 179H54V177H53ZM74 179V178H73ZM88 179V178H87ZM90 179V181H91V178H89ZM112 179V178H111ZM156 179H158V178H156ZM160 179V178H159ZM199 179V180H198ZM232 179V178H231ZM235 179V178H234ZM245 179V178H244ZM253 179V178H252ZM15 180V179H14ZM16 180H17V178H16ZM15 180V181H16ZM19 180V179H18ZM60 180V179H59ZM92 180H94V179H92ZM105 180V179H104ZM200 180H202V182L200 181ZM211 181H212V178L210 179ZM2 181V180H1ZM12 181V180H11ZM37 181V180H36ZM39 181V180H38ZM50 181V180H49ZM55 181H56V179H55ZM54 181V182H55ZM73 182L75 181V180H72ZM77 181V180H76ZM85 181H87V180H85ZM85 181H83L84 183H85ZM148 181V180H147ZM186 181H187V179H186ZM198 181V182H197ZM200 181V182H199ZM233 181V180H232ZM248 181V180H247ZM259 182H257V184L258 183H260V180H258ZM3 182V181H2ZM17 182V181H16ZM28 181H26L25 183H27ZM32 182V181H31ZM53 182V181H52ZM59 182V181H58ZM57 182V184L59 185V183ZM149 182V181H148ZM147 182V183H148ZM156 182V181H155ZM160 182V181H159ZM159 182H158V185H159ZM170 182H173V180L172 179H170ZM169 182V183H170ZM229 182V181H228ZM246 182V181H245ZM250 182V181H249ZM253 182V181H252ZM7 183V182H6ZM12 184L11 185H13V182H11ZM50 183V182H49ZM65 183V182H64ZM69 183V184H68ZM72 183V182H71ZM70 183V181L69 182H67L66 184H67V186L68 185H70L71 184ZM92 183V182H91ZM100 183H101V181H100ZM99 183V184H100ZM167 184V182H166V185H167V187L169 186L170 187V185L171 184ZM177 183H179V184H177ZM189 183V182H188ZM202 183V184H201ZM263 183V182H262ZM1 184V183H0ZM42 184H43V182H42ZM44 184H45V182H44ZM75 184H76V182H75ZM87 184V183H86ZM99 184H97V185H99ZM106 184V183H105ZM138 184H140V182L138 183ZM151 184H154V181L151 183ZM150 184V182L147 184V185H151ZM177 184V185H176ZM185 184V183H184ZM191 184V183H190ZM199 184V185H198ZM247 184V183H246ZM254 184V183H253ZM257 184H255V186H258ZM21 185V184H20ZM54 185H56V184H54L53 183V186ZM85 185V184H84ZM88 185H90V184H87V187H89ZM94 185H95V183H94ZM96 185V186H97ZM133 185V184H132ZM143 182L139 185V186H141L142 188H143ZM175 185L177 186V188H175ZM187 185V186H186ZM185 186H184V189L185 188H187V187H189L188 186V184H186ZM216 185V186H215ZM249 185V184H248ZM263 185V184H262ZM6 186V185H5ZM61 186H62V183H61ZM60 186V187H61ZM64 186H66V185H64ZM67 186H66V189H67ZM105 186V185H104ZM103 186V187H104ZM165 186V185H164ZM181 186V185H180ZM191 186V187H192ZM233 186V185H232ZM247 186V185H246ZM264 186V185H263ZM15 187H17V185L15 186ZM19 187V186H18ZM29 187H31V185L29 186ZM43 187H44V185H43ZM47 188H48V186H46ZM46 187H44V188H46ZM52 187V186H51ZM55 187V186H54ZM71 187H72V185H71ZM71 187H68V188H70V189H72ZM77 187H78V185H77ZM92 187V186H91ZM156 187H157V185H156ZM156 187H155V189H156ZM168 187V188H169ZM191 187H189V188H191ZM193 187V188H194ZM202 187V186H201ZM207 186H205V190H206V192L208 193V190H207V188H206ZM214 187H215V189H214ZM233 187H235V186H233ZM0 188H1V186H0ZM3 188V187H2ZM12 188V187H11ZM20 189H21V187H19ZM19 188L17 189L18 191H19ZM24 188H28V186L26 187V186H24ZM32 188H35L34 186H32ZM37 188H39L38 186H37ZM46 188V189H47ZM58 188V187H57ZM79 188H81V187H79ZM85 188V187H84ZM145 188V187H144ZM150 188H152V187H150ZM165 188V189H164ZM183 188V187H182ZM192 188V189H193ZM194 188V189H195ZM236 188V187H235ZM258 188V187H257ZM257 188H256V190H257ZM262 188V187H261ZM15 189V188H14ZM46 189L45 190H43V191H46ZM49 189V188H48ZM53 189V188H52ZM52 189H50L49 190V193L51 192V190ZM62 189V188H61ZM82 189H83V187H82ZM98 189V188H97ZM149 189V188H148ZM218 189V191L216 192V190ZM243 189V188H242ZM11 190H13V189H11ZM16 190V189H15ZM35 190H37V189H35ZM87 190H89V189H87ZM86 190V191H87ZM92 190V189H91ZM99 190V189H98ZM97 190V191H98ZM164 192H163V191ZM178 190H180V188L178 189ZM187 189H185V192L184 193H186V192H188V191H190V189L188 190V191H186ZM197 190V191H198ZM215 190V191H214ZM248 190H250L249 188H248ZM262 190V189H261ZM7 190H5V192H6ZM14 191V190H13ZM17 191V192H18ZM27 191V193H28V191H30V190H26ZM39 191V190H38ZM37 191V192H38ZM56 191V190H55ZM54 191V192H55ZM61 191V190H60ZM71 192H72V190H70ZM74 191H76V190H74ZM73 191V193L74 194H72V195H75V192ZM79 191V190H78ZM80 191H81V189H80ZM141 192H143L142 191V189L140 190ZM152 191H154L153 189H152ZM151 191V192H152ZM197 191H195L194 190V192H195V194H196V192ZM201 192H203L202 191V189L200 190ZM199 191V192H200ZM247 192V189L246 190H243L242 191V193L243 192ZM252 191V190H251ZM2 192V191H1ZM21 192H23V191H21ZM20 192V193H21ZM63 192V191H62ZM66 192H68V194H70L71 192H69V190L68 191H66ZM66 192L63 194V195H65L66 194ZM77 192V191H76ZM84 192V191H83ZM92 192V191H91ZM168 192V191H167ZM176 192L175 193H173L174 195L176 194ZM211 192V191H210ZM216 194H215V193ZM220 192V191H219ZM261 192V191H260ZM6 193H8V192H6ZM13 193V192H12ZM32 193H36V192H32ZM39 193H40V191H39ZM39 193H38V195H39ZM43 193V192H42ZM58 193V192H57ZM90 193V191L88 192V194ZM95 193V192H94ZM100 192H98V194H99ZM147 193H150V192H148L147 191ZM178 193V192H177ZM264 193V192H263ZM4 194V193H3ZM59 194V193H58ZM77 194V193H76ZM80 194V193H79ZM79 194L77 195V197H79ZM92 194H93V192H92ZM91 194V195H92ZM104 194V193H103ZM188 194V193H187ZM202 194H204V193H202ZM221 194V193H220ZM240 194V193H239ZM252 194V193H251ZM32 195V194H31ZM41 195V194H40ZM72 195H70V197H72ZM85 195V194H84ZM86 195H87V193H86ZM102 194H100V196H101ZM140 195V194H139ZM151 195V194H150ZM193 195V194H192ZM209 195H211V194H209ZM217 197H216V196ZM232 195V194H231ZM264 195V194H263ZM14 196H15V194H14ZM23 196V195H22ZM22 196L20 195V198L22 199ZM49 195H47V197H48ZM58 196V195H57ZM62 196V195H61ZM66 196V195H65ZM76 196V195H75ZM80 196H81V194H80ZM83 196V195H82ZM99 196V197H100ZM170 196V197H169ZM179 196H181V194L179 195ZM247 196V194L244 196V197H246ZM46 197V196H45ZM50 197H51V195H50ZM49 197V198H50ZM52 197H53V195H52ZM69 197V199H71ZM98 196H96L95 198H97ZM146 197V196H145ZM183 197V196H182ZM182 197L180 198V199H182ZM190 198L189 199H191L192 200V198H195V197H193V196H189ZM192 197V198H191ZM215 197V198H214ZM19 198V199H20ZM34 198V197H33ZM44 198V197H43ZM48 198V199H49ZM57 198V197H56ZM55 198V195H54V199H56ZM84 199L86 198L85 196L83 197ZM132 198V197H131ZM188 198V197H187ZM220 198V199H219ZM51 199V198H50ZM58 199V198H57ZM62 199L64 200V196L62 197ZM68 199V200H69ZM73 199V198H72ZM74 199L76 200L77 198H75L74 197ZM74 199H73V201H74ZM79 199H81V197L80 198H78L75 202L77 203V201L79 200ZM83 199V200H84ZM88 200H86V201H89V198H87ZM135 199V198H134ZM138 199V198H137ZM179 199V198H178ZM189 199H187V200H189ZM196 199H197V196H196ZM11 200V199H10ZM10 200L8 201L9 203H7L6 201V204L9 206V205H11V206H13V204L11 203L10 204ZM22 200H24V198L22 199ZM53 200V199H52ZM94 200V199H93ZM92 200V201H93ZM96 200V199H95ZM98 200V199H97ZM142 200V199H141ZM21 201V200H20ZM19 201V202H20ZM38 201H40V198H39V200ZM37 201V202H38ZM59 201V200H58ZM72 201V202H73ZM82 201V199L79 201V202H81ZM104 201V200H103ZM154 201V200H153ZM184 201H186V198H185V200ZM193 201V200H192ZM204 201H206V205H205V207H206V211L204 210L205 209V207H204ZM217 201V200H216ZM247 201V200H246ZM262 201V200H261ZM5 202L3 203V202H1V205H2V207L4 206V204H5ZM12 202V201H11ZM22 202V201H21ZM20 202V203H21ZM25 202V201H24ZM55 202V201H54ZM65 202V201H64ZM71 202V203H72ZM79 202H78V205H79ZM155 202V201H154ZM180 202H181V200H180ZM189 202V201H188ZM191 202V201H190ZM248 202V201H247ZM243 203L242 202V199H240V198H236L235 199V208H236V212H237V216L238 217H241V216H246V218H247V222H249L250 223V220L252 219V217L253 216H256V215H254V213H255V210H256V206H255V204H250V203ZM250 202V201H249ZM59 203V202H58ZM68 202H65L64 204H65V206H66V204H67ZM69 203H70V200H69ZM68 203V204H69ZM94 203V202H93ZM194 203H195V201H194ZM194 203H193V205H194ZM203 203V204H202ZM216 203H218V202H216ZM5 204V205H6ZM36 204V203H35ZM43 204V203H42ZM45 204V203H44ZM81 204V203H80ZM83 204H85V203H83ZM83 204L82 205H80V206H83ZM183 204V203H182ZM20 205H23L24 206V204H23V202H22V204H19V206ZM32 205H34V204H31V206ZM58 205V204H57ZM60 205V204H59ZM88 205H89V203H88ZM187 205V206H188ZM210 205V206H209ZM8 206H6V208H5V206L2 208V207H0V208H2L3 210H8V208H10V207H8ZM30 206V205H29ZM28 206V207H29ZM39 206H40V204H39ZM72 206H76V204L75 205H72ZM90 206V205H89ZM94 206H95V203H94ZM184 206H186V205H184ZM60 207V206H59ZM63 207V206H62ZM83 207H87V204H86V206L84 205ZM127 207H128V209H127ZM201 207H203V208H201ZM209 207V208H208ZM216 207V206H215ZM215 207H214V209H215ZM261 207V206H260ZM13 208H14V206H13ZM12 208V209H13ZM31 208V207H30ZM33 208H35V206L33 207ZM32 208V209H33ZM37 209H38V207H36ZM77 209H78V207H76ZM93 208V207H92ZM95 208V207H94ZM98 208V207H97ZM210 209V210H208V209ZM12 209H11V211H12ZM25 209V208H24ZM29 209V208H28ZM37 209L35 210V211H37ZM74 208H72V210H73ZM88 209H90V208H88ZM185 209H189L188 210V213H189V217H190V215H191V217L189 218V217H187L188 219H186V221H181L182 219V216L184 215V213H185ZM203 209V213L201 212V210ZM19 210V209H18ZM23 210V209H22ZM82 210V209H81ZM86 210V209H85ZM84 210V211H85ZM91 210V209H90ZM199 210V211H198ZM216 210V209H215ZM233 210V209H232ZM261 210V209H260ZM259 210V211H260ZM26 211H27V209H26ZM39 211V210H38ZM59 211V210H58ZM74 211V210H73ZM78 211V210H77ZM77 211H76V213H77ZM87 211V210H86ZM85 211V212H86ZM93 211V210H92ZM95 211V210H94ZM195 211H197V213L195 212ZM225 211V210H224ZM5 212H7V211H5ZM9 212H10V209H9ZM8 212V213H9ZM21 212V210L19 211V213ZM24 212H25V210H24ZM23 212V213H24ZM49 212H50V209H49ZM72 212V211H71ZM81 212V211H80ZM88 212V211H87ZM87 212H86V214H87ZM90 212V211H89ZM196 213L197 215H198V213H199V216H197V215H195L194 213ZM206 212V213H205ZM233 212H234V210H233ZM39 213V212H38ZM37 213V214H38ZM82 213H84L83 211H82ZM187 213V210H186V214H188ZM200 213H202V214H200ZM221 213H223V212H221ZM21 214V213H20ZM26 214H30V213H26ZM78 214V213H77ZM2 215H4V213H2L0 216L2 217ZM22 215V214H21ZM24 215V214H23ZM36 214L34 213V215L33 216H35ZM62 215V214H61ZM224 215H226L225 213H224ZM7 216H10L9 214H7ZM16 216H17V213H16ZM73 216H75L74 218H77V222H78V217H76L77 215L75 214L74 215V212H73ZM260 216V215H259ZM6 217V216H5ZM23 217H27V215L25 216H23ZM37 217V216H36ZM82 218H83V216H81ZM185 217V216H184ZM226 217V216H225ZM8 218V217H7ZM19 218H20V216H19ZM46 218H48V221H46L47 219ZM51 218L52 219H54V221H52V220H50V218L47 216V214H46V210H44L43 208H42V210L40 211V213H39V216H38V219H39V221L38 222H42V223H44V225H45V222H47V225H48V227H47V225H46V227L47 228H49L48 230H51V231H53V234L55 233V232H57L58 234H60V235H63L64 236V225H63V227H61V223L63 222V218L60 216V214H56V215H54V216H51ZM70 218V217H69ZM72 218V217H71ZM222 218V217H221ZM9 219V218H8ZM23 219V218H22ZM31 219V218H30ZM30 219H28V221H30ZM37 219V218H36ZM46 219V220H45ZM86 219V218H85ZM87 219H89L88 217H87ZM159 219V218H158ZM261 219V218H260ZM1 220V219H0ZM3 220V219H2ZM35 220V219H34ZM82 220H84V218L82 219ZM100 220V221H101ZM222 220V219H221ZM223 220H225V219H223ZM9 221V220H8ZM33 221V220H32ZM37 221V220H36ZM76 221V220H75ZM157 221V220H156ZM164 221L162 222V223H164ZM262 221V220H261ZM35 222V221H34ZM38 222H37V224H38ZM40 222V225H41V227L42 228H45V226L43 227L42 226V223ZM161 222V221H160ZM225 222H226V220L224 221V222H222L223 223V228H225L224 230H227L226 231V234H228V228H226L225 226H228L227 224H225ZM240 222V221H239ZM238 222V223H239ZM246 222V223H247ZM6 222L4 221V223L3 224H5ZM83 224H85L84 222H82ZM100 223H102V222H100ZM99 223V224H100ZM220 223L221 222H219V225H220ZM2 224V223H1ZM32 224V222H30V225ZM35 224V223H34ZM37 224L35 225V226H37ZM67 224V223H66ZM69 224V223H68ZM77 224V223H76ZM82 224V225H83ZM103 224V223H102ZM166 224V223H165ZM225 224V225H224ZM33 225V224H32ZM55 225V226H54ZM60 225V226H59ZM86 225V224H85ZM90 225V224H89ZM95 225V224H94ZM98 225V224H97ZM140 225H142V224H140ZM147 225V224H146ZM210 225H211V227H210ZM213 225V226H212ZM264 225V224H263ZM4 226V225H3ZM57 226H58V228H57ZM99 226H102V225H99ZM155 226V225H154ZM161 226H164V224H162ZM251 226V224L249 225V227ZM261 226V225H260ZM41 227L39 228V229H41ZM60 227V228H59ZM85 227V226H84ZM87 227V226H86ZM85 227V228H86ZM91 227V226H90ZM140 227V226H139ZM138 227V228H139ZM165 227V226H164ZM212 228V229H210V228ZM239 227V226H238ZM7 228V227H6ZM9 228V227H8ZM35 228V229H34ZM33 229L34 230H36V227H34ZM63 228V229H62ZM72 228V227H71ZM70 228V229H71ZM81 228V227H80ZM80 228H78V232H80ZM89 228V227H88ZM105 228V227H104ZM104 228H102V229H104ZM115 228V229H116ZM159 229H160V227H158ZM166 229H165V231H164V229H163V231L161 230L160 231V236L161 235H164L165 233L167 234V226L165 227ZM218 228V227H217ZM222 228V229H223ZM263 228V227H262ZM39 229H37V230H39ZM68 229V228H67ZM74 229V228H73ZM77 229V228H76ZM147 229V228H146ZM162 229V228H161ZM208 229H210V231L208 230ZM221 229V230H222ZM256 229V228H255ZM259 229H261V228H259ZM0 230H2V228L0 229ZM3 230H4V228H3ZM8 230H10V228L8 229ZM85 230V229H84ZM93 230V229H92ZM95 230V229H94ZM106 230H108V227H106ZM234 230H235V228H234ZM51 231H49V232H51ZM73 231V230H72ZM72 231H71V233H72ZM76 230H74V232L73 233H75V235H77L76 233H77V231L75 232ZM81 231H83V230H81ZM86 231V230H85ZM97 231V232H96ZM95 232H96V234L98 233V229L96 230ZM109 231V230H108ZM119 231V232H120ZM148 231V230H147ZM146 231V232H147ZM257 231V230H256ZM2 232V231H1ZM0 232V233H1ZM6 232H7V230H6ZM39 232V231H38ZM69 232V231H68ZM67 232V233H68ZM90 232H93V231H90ZM107 232V231H106ZM114 232V231H113ZM116 232V231H115ZM137 232H139V230L137 231ZM149 232V231H148ZM152 232H155V229H154V231H152ZM164 234H163V233ZM244 232H246V231H244ZM10 232L8 231V234H9ZM48 233V232H47ZM71 233H68V234H71ZM72 233V234H73ZM82 233V232H81ZM81 233H78V235H79V237L80 236H82V234ZM151 233V232H150ZM149 233V234H150ZM214 233H216V232H214ZM220 233H221V231H220ZM240 233L241 232H239V235H240ZM247 233V232H246ZM2 234V233H1ZM0 234V235H1ZM6 234V233H5ZM5 234L3 235V236H5ZM57 234V235H58ZM68 234L66 235L68 238H69V236H68ZM85 234V233H84ZM86 234H88V232H86ZM95 234V235H96ZM154 234H156V233H154ZM153 234V235H154ZM248 234V233H247ZM246 234V235H247ZM12 235V234H11ZM78 235H77V238H78ZM122 235V234H121ZM151 235V234H150ZM150 235H147V237H145L146 238V240H151L152 238H153V236L152 237H150ZM157 235H159V234H157ZM215 235V234H214ZM219 235V234H218ZM217 235V236H218ZM222 235V234H221ZM234 235H237V234H235V232H234ZM3 236L0 238V239H2L3 238ZM21 236V235H20ZM19 236V237H20ZM27 236V235H26ZM30 236V235H29ZM53 236H55V235H53ZM88 236H90V235H88ZM92 236H93V234H92ZM144 236V235H143ZM150 238H149V237ZM154 236H156V235H154ZM223 236H225V231H224V233H223ZM227 236V235H226ZM243 236V235H242ZM263 236V235H262ZM15 237H17V236H15ZM25 237V236H24ZM58 237H60V236H58ZM73 237H74V234H73ZM72 237V238H73ZM86 237V236H85ZM104 237V236H103ZM106 237V236H105ZM159 237V236H158ZM162 237H165V235L164 236H162ZM252 237V236H251ZM28 238V237H27ZM32 238H34V237H32ZM212 238H214V236L213 237H211V239ZM67 239V238H66ZM116 239V238H115ZM126 239V238H125ZM125 239L123 238V240L125 241ZM156 239H157V237H156ZM221 239H224L223 237L221 238ZM228 239V238H227ZM234 239V238H233ZM255 239V238H254ZM14 240H15V238H14ZM20 240V239H19ZM34 240H35V238H34ZM37 241H38V243H39V239H36ZM68 240H70V238L68 239ZM72 240H74V238L72 239ZM79 240V239H78ZM83 240H84V237H83ZM83 240H81V241H83ZM97 240V239H96ZM120 240V239H119ZM225 240H226V238H225ZM225 240H222V243H226V244H228V242H226ZM256 240V239H255ZM0 241H4V240H0ZM21 241H22V239H21ZM20 241V242H21ZM27 241V240H26ZM26 241H24V242H26ZM80 241V240H79ZM162 241H163V239H162ZM209 241H211V240H209ZM260 241V240H259ZM23 242V243H24ZM28 242V241H27ZM31 242V241H30ZM34 242V241H33ZM40 242L41 243H43V241L42 240H40ZM64 242V241H63ZM116 242H118V241H116ZM123 242V241H122ZM148 242H150V241H148ZM152 242V241H151ZM167 242H169V241H167ZM166 242V243H167ZM221 242V241H220ZM238 242H239V240H238ZM251 242V241H250ZM249 242V243H250ZM13 243V242H12ZM20 244L19 242H16V244ZM22 243V244H23ZM29 243V242H28ZM35 243V242H34ZM37 243V244H38ZM46 243V242H45ZM49 243H51V246H53L54 245V247H53V249L51 248V250H47V251H45V253H43L44 252V249L46 250V249H48L46 246L48 245V243L44 246V247H46V248H44L42 245H40V247H41V252L40 253H42V254H38V255H40V259H44V257H42L41 258V255L43 256L44 254V256H46L47 258H48V260L49 261H51L53 264H78V262H77V260H75L74 259V257H73V255H72V253L71 254H65L64 255V253L63 252H65V251H63L62 252V244H60L61 242H55V244H54V242L52 243V241L51 242H49ZM58 243V244H57ZM81 243V242H80ZM119 243H121V242H119ZM119 243H117V244H119ZM209 244H210V242H208ZM248 243V244H249ZM6 244V243H5ZM59 245L60 244V246H57V245ZM64 244V243H63ZM68 244V243H67ZM83 244V243H82ZM117 244H115V247L114 248H116V246H117ZM123 244H124V242H123ZM123 244H121V246L123 245ZM148 244V243H147ZM150 244V243H149ZM152 244H153V242H152ZM165 244V243H164ZM214 244V243H213ZM235 244H236V241H235ZM252 244V243H251ZM1 245H2V243H1ZM11 245V244H10ZM33 245H35V244H33ZM56 245V246H55ZM85 245V244H84ZM87 245V244H86ZM234 245V244H233ZM259 245V244H258ZM258 245H257V247H258ZM5 246V245H4ZM12 246V245H11ZM14 246V245H13ZM50 246V247H51ZM64 246V245H63ZM79 246V245H78ZM103 246V245H102ZM119 246V245H118ZM117 246V247H118ZM144 246V245H143ZM148 246V245H147ZM209 246V245H208ZM212 246V245H211ZM226 246V245H225ZM250 246V245H249ZM19 247V246H18ZM18 247H16V248H18ZM31 247H32V244H31ZM43 247V248H42ZM64 247H66V246H64ZM64 247H63V249H64ZM91 247V246H90ZM89 247V248H90ZM95 247V246H94ZM161 247H162V245H161ZM210 247V246H209ZM219 247V246H218ZM234 247H235V245H234ZM239 247V246H238ZM37 248V247H36ZM87 248V247H86ZM88 248V249H89ZM98 248V247H97ZM102 248V247H101ZM235 248H237V245H236V247ZM240 248V247H239ZM251 248H253V247H251ZM6 249V248H5ZM13 249V248H12ZM12 249L10 248V250L12 251ZM20 249V248H19ZM19 249H18V251H19ZM23 249V248H22ZM22 249H21V251H22ZM32 249V248H31ZM31 249H29L30 251H32L33 252V250H31ZM43 249V250H42ZM96 249V248H95ZM117 249V248H116ZM169 249V248H168ZM176 249H175V251L174 252H176ZM233 249V248H232ZM4 250V249H3ZM7 250V249H6ZM16 250V249H15ZM28 250V252H30ZM36 250H38L37 252L39 253V248L38 249H36ZM108 250H109V248H108ZM112 250V249H111ZM145 250H146V248H145ZM158 250H159V248H158ZM178 250H179V252H178ZM181 250V251H180ZM205 250V249H204ZM203 250V251H204ZM212 250V249H211ZM242 250V249H241ZM245 250V249H244ZM253 250V249H252ZM5 251V250H4ZM3 251V252H4ZM8 252L7 253H9V250H7ZM10 251V252H11ZM21 251H19V253L17 254V255H20V258H21V254H20V252ZM25 251V250H24ZM24 251H23V253H24ZM27 251V250H26ZM95 251V250H94ZM116 251V250H115ZM143 251V250H142ZM152 251V250H151ZM32 252L31 253H29V255L30 254H32ZM66 252H68V251H66ZM88 252V251H87ZM96 252V251H95ZM117 252H118V250H117ZM148 252V251H147ZM174 252H171V253H174ZM204 252H206V251H204ZM237 252V251H236ZM244 252V251H243ZM1 253V252H0ZM4 253H6V251L4 252ZM12 253H13V251H12ZM22 253V254H23ZM27 253V252H26ZM34 253V252H33ZM35 253H36V251H35ZM106 253H108L107 251H106ZM105 253V254H106ZM109 253H110V251H109ZM112 253H114V252H112ZM136 253V254H135ZM155 253V252H154ZM160 253V252H159ZM163 253V252H162ZM170 253V254H171ZM209 253H211V252H209ZM209 253H206V255L207 254H209ZM223 253V252H222ZM233 253H234V251H233ZM25 254V253H24ZM28 254V253H27ZM27 254H25V255H27ZM115 254V253H114ZM142 254V255H141ZM176 254V255H177ZM213 254V253H212ZM211 254V255H212ZM9 255H10V253H9ZM9 255H7L8 257H9ZM13 255H15V253L14 254H12V256ZM152 255H153V253H152ZM161 255V254H160ZM163 255V254H162ZM172 255V254H171ZM205 255V254H204ZM210 255V256H211ZM232 255V254H231ZM1 256H2V254H1ZM3 256H4V254H3ZM3 256H2V258H3ZM24 256V255H23ZM22 256V257H23ZM93 256V255H92ZM94 256H96V255H94ZM98 256H100V255H98ZM154 256V255H153ZM209 256V255H208ZM207 256V257H208ZM256 256H257V254H256ZM29 257V256H28ZM30 257H33V256H30ZM29 257V258H30ZM136 257V258H137ZM146 257V256H145ZM156 257V256H155ZM174 257V256H173ZM230 257V256H229ZM235 257V256H234ZM240 257V256H239ZM252 257V256H251ZM259 257H260V255H259ZM2 258H0L1 260H2ZM6 258V257H5ZM9 258H12V257H9ZM17 258H19L18 256H17ZM23 258H25V257H23ZM88 258V257H87ZM92 258V257H91ZM97 258V257H96ZM95 257H93L92 258V260H97ZM133 258V259H134ZM210 258V257H209ZM260 258H262V257H260ZM13 259V258H12ZM28 259V258H27ZM100 259V258H99ZM126 259V258H125ZM124 259V260H125ZM129 259V258H128ZM132 259V260H133ZM163 259V258H162ZM178 259V258H177ZM182 259H185V258H182ZM213 259V258H212ZM216 259V258H215ZM4 260L5 259H3L2 261L4 262ZM8 259H6V261H7ZM11 260V259H10ZM15 260H16V256H15ZM15 260L13 261V262H15ZM21 260H23V259H21ZM30 260V259H29ZM32 260V259H31ZM33 260H34V258H33ZM47 260V259H46ZM131 260V259H130ZM132 260L130 261V263L128 262V263H126V264H131L132 263ZM179 260V259H178ZM211 260V259H210ZM209 260V261H210ZM224 260V259H223ZM231 260H233V259H231ZM235 260V259H234ZM242 260V259H241ZM256 260V259H255ZM264 260V259H263ZM79 261V260H78ZM87 261H88V263H90L91 264V260H88L87 259ZM86 261V262H87ZM89 261H91V262H89ZM94 261H93V263H94ZM126 261H127V259H126ZM129 261V260H128ZM135 261V260H134ZM133 261V262H134ZM160 261H161V259H160ZM213 261V260H212ZM217 261V260H216ZM222 261V260H221ZM220 261V262H221ZM251 261V260H250ZM260 261V260H259ZM20 261H18V263H19ZM22 262H24V261H22ZM29 262V261H28ZM32 262V264L34 263V261H31ZM50 262V263H51ZM177 262V261H176ZM202 262V261H201ZM235 262V261H234ZM249 262V261H248ZM255 262V261H254ZM2 263V262H1ZM38 263H40L39 261H38ZM37 263V264H38ZM49 263V264H50ZM200 263V262H199ZM204 263H208V262H206V260L204 261ZM261 263H262V261H261ZM6 264V263H5ZM29 264V263H28ZM31 264V263H30ZM43 264V263H42ZM95 264V263H94ZM119 264V263H118ZM123 264H125V263H123ZM134 264V263H133ZM164 264H173V263H164ZM177 264V263H176ZM202 264H203V262H202ZM210 264V263H209ZM215 264V263H214ZM222 264V263H221ZM229 264V263H228ZM235 264V263H234ZM250 264V263H249Z\"/></svg>",
	"mask_w": 264,
	"mask_h": 264
}]
</instances>
